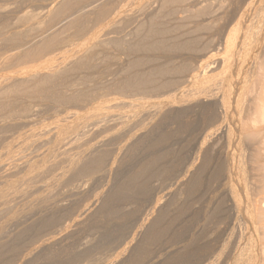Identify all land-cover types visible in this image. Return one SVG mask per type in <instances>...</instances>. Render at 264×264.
<instances>
[{
	"label": "rangeland",
	"instance_id": "obj_1",
	"mask_svg": "<svg viewBox=\"0 0 264 264\" xmlns=\"http://www.w3.org/2000/svg\"><path fill=\"white\" fill-rule=\"evenodd\" d=\"M5 1V2H4ZM105 2L107 0H101V2ZM112 1V2H111ZM110 3H114V5H111L112 7L115 6L117 7L116 5H118V2L119 4L122 3V5H124V9L127 10V15L129 16V20L125 23H127L126 25H114L112 24L113 26H109L107 28H104V27H100L98 28L97 26H95V29L96 30L95 32L97 33L98 30H101L104 28L105 31H109V36L106 38L107 39H113V40H123V42H129L131 43L132 41H134V37L131 36L130 34L134 32V29L138 26L139 23H142V22H145L147 21V18L151 17V14L152 16L153 15H157L159 14V8H158V0H135V2H137L139 4V7H145L142 8V10H140L141 8L137 7L136 4L137 3H133L131 0H118L117 3L116 0H111ZM115 1V2H114ZM144 1V2H143ZM194 1V2H193ZM201 0H184V4H185V7H187V10L185 9H179V7H176L178 8L177 10L174 11V13L170 15V12H169V9L167 10L166 9V14L169 16H167V20L165 21L164 23V27L166 28V44L170 45L172 43L175 42V39L177 41H185L189 38H193L195 35V33H193L197 27V25H194V23L198 24L199 20H196L193 18L192 19H189L186 20L187 18L185 17H188L190 16L191 12L192 11V14L193 12L196 13L198 11V9H202L204 7H208L209 8V5L210 3H213L212 0H207L206 2H200ZM226 0H224L225 2ZM232 2H235V0H227V2L225 3V7H227V4H230ZM52 2V3H51ZM63 2V0H0V12H1V16L2 18H0V22L2 24V21H3V16L5 14L7 18V20L5 19L4 21H8V24H9V27L11 28L10 31L7 30V32H9V34H12L14 32H19V34H22L24 39L22 40L24 43H26V41L28 42L27 45L31 46L33 43L35 44H39L41 43L42 41L45 40V38H49V36L53 37H59L60 39L62 38L63 40L65 38H68L65 40L64 44L65 45H61L62 48H65L62 49V51H59L61 52L62 54H60V57L59 55H56V51L55 53L53 54H43V57L41 56L40 58H38L37 60H33V63H34V66H33V63L30 62V60L27 61V63H24L23 62V65H18L19 63H12V62H3L5 61V57L7 58L8 55H11L13 54L15 51L13 50L12 52H10L12 48L14 47H8L5 48V44L3 43V40H2V36H1V31H0V53L3 55L0 56V86L3 85V84H8L10 82L11 77L13 78V80L11 81L12 84H14L13 82H15L16 80H14L15 78L18 80L22 78V76H24V74L28 75V70L31 71H35L34 69L37 67H41L42 64H44L45 61H49V57L51 58L52 56V59L54 58L55 59V55H56V59L59 60L57 62L56 60V63L55 64V60L53 59V66L54 67H60L61 63L64 62V64H68L69 61L73 60L74 58L73 57H78L82 55V49L86 46V44L88 43L87 42V39L91 36L87 35L86 36H83V37H79V38H71L73 36V31L74 29H70L72 31V33L69 31L68 28H66V25L69 23L67 21H69V19H66L68 17L69 14H71L70 11H68V8H66V10L64 11V13H62L60 16L58 15L57 18L56 16H53L52 14L53 13H50L49 15L46 13L47 10L46 8H48L47 6H53V9L52 12L58 8V6ZM154 2H157L156 4H154ZM192 4L190 5L189 4ZM210 2V3H209ZM50 3V4H49ZM130 3V4H129ZM133 3V5L135 4V9L132 8L133 5H131ZM142 3V4H141ZM147 3V4H146ZM153 3V4H152ZM188 3V4H187ZM207 3V4H206ZM238 3V2H237ZM201 4V5H199ZM56 5V6H55ZM130 5V6H129ZM142 5V6H140ZM187 5V6H186ZM196 5V6H194ZM208 5V6H206ZM238 5V4H237ZM179 6H182V5H179ZM193 6V7H192ZM212 6V7H211ZM214 4L213 5H210V8L211 9V12H213L212 10H214ZM236 7V4L232 6V8H230L229 10L233 9ZM122 7V6H121ZM129 8H131L132 10H130ZM192 8V9H191ZM83 10V8H81ZM144 9V10H143ZM197 9V10H196ZM135 12H134V11ZM159 10V11H158ZM179 10V11H178ZM189 10V11H188ZM81 11V10H80ZM84 11V13H83ZM81 11V13L83 14H86L87 12L89 13V10L87 11V9L85 8V10ZM143 11V12H142ZM188 11V12H187ZM131 12V13H130ZM179 12V13H178ZM87 13V15H88ZM133 13V14H132ZM138 13V14H137ZM44 14V15H43ZM65 16H64V15ZM126 14V13H125ZM132 14V15H131ZM149 14V15H148ZM186 15V16H183V15ZM214 14H216L214 12ZM25 15V16H24ZM30 15V16H28ZM48 15V17L46 16ZM132 17H131V16ZM176 15V16H175ZM189 15V16H187ZM228 15V16H227ZM226 16L229 17V13L227 14ZM22 16V22L20 24H16L17 23V19L18 17L21 18ZM44 16V17H43ZM46 16V17H45ZM55 18H53V17ZM64 16V17H63ZM76 16V15H75ZM173 16V17H172ZM175 16V17H174ZM225 16V17H226ZM61 17V18H60ZM74 17V16H73ZM136 17V18H135ZM177 17V18H176ZM17 18V19H16ZM27 18H29V21L27 20ZM45 18V19H44ZM51 18V20H50ZM59 18V19H58ZM146 18V19H145ZM176 18V19H175ZM25 22H24V20ZM62 19V20H60ZM132 19V20H131ZM169 19V20H168ZM64 20V21H63ZM137 20V21H136ZM191 20V21H190ZM193 20V21H192ZM27 21V22H26ZM168 21V22H167ZM177 21V22H175ZM179 21V22H178ZM61 22V23H60ZM173 22V23H172ZM186 22V23H185ZM13 23L16 25H13ZM56 23V24H55ZM61 25H60V24ZM179 23H183V24H179ZM1 24H0V27H1ZM105 24V22H104ZM186 24V25H185ZM50 25V26H49ZM179 25V27H178ZM182 28H181V26ZM184 25V26H183ZM188 25V26H187ZM221 25V24H220ZM55 26V28H54ZM119 28L118 29H115V28ZM124 26V27H123ZM174 26V27H173ZM196 26V27H195ZM15 27V28H14ZM33 27V28H32ZM47 27V28H46ZM65 27V28H63ZM97 27V28H96ZM111 27V28H110ZM129 27V28H128ZM132 27H135V28H132ZM192 27V28H191ZM195 27V29H194ZM38 28V29H37ZM40 28V29H39ZM101 28V29H100ZM169 28V29H168ZM171 28V29H170ZM188 28V29H187ZM190 28V31L192 29V32H189V33H184L182 34L183 32H186L187 30H189ZM9 29V28H8ZM46 29V30H45ZM50 31H49V30ZM60 29V30H59ZM66 30V32H64ZM115 30L116 32H114L113 30ZM183 29V30H182ZM194 29V30H193ZM0 30H2V28H0ZM31 30V31H30ZM61 30H62V34H61ZM133 30V31H132ZM176 32H175V31ZM179 30V31H178ZM185 30V31H184ZM27 31V32H26ZM46 32L42 34V36H45V37H42L40 35V33L42 32ZM60 31V32H59ZM113 31V32H111ZM129 33H128V32ZM182 31V33H180ZM58 32L60 34H58ZM64 32V33H63ZM113 33V34H110ZM25 33V34H23ZM29 33V34H28ZM51 33V34H50ZM192 33L194 34V36H192ZM8 34V35H9ZM33 34V35H32ZM48 34V35H47ZM125 34V35H123ZM178 34V35H177ZM182 34V35H181ZM187 34V36H186ZM189 34V35H188ZM197 34V33H196ZM30 35V36H29ZM40 35V36H39ZM57 35V36H56ZM60 35V36H59ZM69 35V36H68ZM71 35V36H70ZM111 35V36H110ZM39 38L37 39L36 38ZM48 36V37H47ZM131 36V37H129ZM184 36V37H183ZM190 36V37H189ZM72 39H70V38ZM86 39H85V38ZM111 37V38H110ZM121 37V38H120ZM127 37V38H126ZM185 37H187L185 39ZM33 38V39H31ZM175 38V39H173ZM183 38L185 40H183ZM213 40L211 41L212 42V49L214 48H219V47H215V44L216 43L215 41L217 40L216 37H212ZM211 38V39H212ZM215 38V39H214ZM43 39V40H42ZM105 39V38H102V40ZM126 39V40H125ZM181 39V40H179ZM32 41L31 44H29V41ZM41 40V41H40ZM68 40V41H67ZM79 40V41H78ZM35 41V42H33ZM82 41V42H81ZM85 41V42H84ZM154 41V39H153ZM205 41H208V40H204L202 43H206ZM37 42V43H36ZM84 42V43H83ZM135 42V41H134ZM209 42V41H208ZM74 43V44H73ZM71 44V45H70ZM27 45L26 48H27ZM34 45V44H33ZM68 45V46H67ZM84 45V47H82ZM28 46V47H29ZM80 46V47H79ZM4 47V48H3ZM68 47V48H67ZM111 49H110V48ZM25 47H23V49H26ZM82 48V49H80ZM108 48V49H107ZM106 48V50L104 51H98L97 52H100L99 56L97 55L96 59L93 61L95 63H93L94 65H91L93 66V70H91V68L87 71H85L86 69L80 71V72H77L76 74H70L67 76L66 78V82L70 83L71 82H77L78 78L79 77H82V76H85L84 74L86 75H90V79H93L92 80V83H91V86L88 87L90 89V92H92V90H95L93 92H100L99 94L98 93H95V96L97 95V99L95 100V103L97 102H106L107 100L110 99H116V100H126L127 101V104L128 102L131 103L132 106H135L133 109H132V106H129L127 108L131 109L127 111L126 108H115V112L118 111V113H114L116 115L119 114V111H120V115L119 116H123L124 114V119L122 118L121 116V119L119 121L120 123V127H119V123L118 121L115 123V124H111L109 122H101L99 125H100V130H96V129H99V128H94L93 126L92 129L89 125H86V129L84 128V126H81L83 129V133L84 134H87V135H84L82 132H81V127H80V134H79V130L76 132H74V136L72 135L71 138L74 139L73 141H77L76 144L75 142L72 143V147H65V148H55V147H58L55 146V143L53 144L54 139L53 137L51 136L52 134L51 133H48L47 135L45 133H47V131L49 132L50 131V128L53 126V123L57 122L55 120V118L57 120H60V119H63V118H68V122L70 124H66L68 126H72L74 123L77 124L79 121V117L82 115L85 116V111L86 113L90 110L88 106V109L84 108V105L81 106L78 105V103H69L67 105H59V104H56L55 103L53 104L52 102H47L45 100H38V99H28V101H31L28 102V101H24L23 103L20 102L18 104H15L17 105L16 106V109L20 108V112L22 116H19L17 117L18 120H14L15 118L13 119H5V121H11V122H8L7 124L13 128L12 129V132H11V128H8V125H5L6 123L3 122L4 119L0 116V124L6 127H2L0 126V130L3 128L5 130V132H7V134L10 132V136L9 134L7 135L6 133L4 134L5 136H9V137H5L4 135H2V133H0V142H3V143H0V159L2 160V163H0V189H3L4 187V190L5 191H8L9 188H5V187H9V186H12L10 187V190L8 191L9 193V196L12 195V192H15L13 193L12 196H14L15 194V198L8 203V205L10 204V206L8 205H2L0 204V228L2 227L3 229V232L1 231V234H0V264H232V255H234L233 251H234V245L236 244V239H238L239 241V244L238 246H240V252H242L243 254H245L247 251V253L245 255H242V256H255V261L253 259L254 262H257V263H254V264H264V245H261L260 242H262L264 244V234L262 235V233H264V230L262 231H259V233L261 234V236L259 235V238L257 239L258 235L257 233L255 234L254 229H252L251 227V224L249 223V221L247 222V219L249 217V209L252 210L253 209V206L255 205V199L258 200V202L260 203L259 199H263L264 198V193L261 194L260 196L258 197H252V191L253 190V193L254 191L256 190L255 189V183H257V181H259V183H257L256 185H259L260 186V182L263 181L261 184L264 185V175L263 177H259L261 174H264L263 173V169H264V140L262 141V139H260L258 137V140L256 141V144H252L250 143V147L248 146L249 142H252L251 140H254V139H257L256 137L252 138L251 137V140L248 139L246 136H245V140L248 139V141L245 142H242L240 145H236V146H232L231 147H227L226 145V142L224 139H226V135L225 133L221 134L222 132L219 131V132H213L212 135L207 136L209 137V140L207 139V137H205V142L203 145L199 146L200 145V141H201V138L202 137V134L204 132H202V123H203V118L202 115H200V113L202 112V109L199 107L196 108L197 106L195 105V102L196 99H198L200 97V100L204 99L203 96L199 93L198 96H197V93H194V92H197L196 89H198L199 87V91H202L204 90V88L208 85H212L214 84L215 81H218L220 78L223 77L222 72L224 71V69H221L219 67H214L213 70H209L207 74L208 77H211L210 80H213V81H209V83L206 85V84H203L199 82V80H196V83L195 80H190L189 82V79H191V75H193V72H195V69L194 68V59L188 55H186L185 53H182V52H175V51H166L162 53V51H139L137 52L133 57L132 56H129L128 54L124 53L122 54L123 52H118L115 48H113V46L111 47L110 45H108ZM221 48V46H220ZM219 48V50H220ZM6 51H4V50ZM80 49V50H79ZM210 49V48H209ZM210 49L209 52L212 50ZM9 50V52H7ZM73 50V51H72ZM5 54H4V52ZM80 51V52H79ZM109 51V52H108ZM69 52V53H68ZM75 52V53H74ZM102 52V53H101ZM216 53V51H214ZM11 53V54H10ZM72 53V54H71ZM80 53V55L78 54ZM173 53V54H172ZM58 54V52H57ZM66 54V55H65ZM68 54H70L69 56H67ZM76 56H74V55ZM103 54H107L106 56L103 55ZM163 54V55H162ZM46 55V57H45ZM54 55V56H53ZM62 55V56H61ZM103 55V56H102ZM113 55V56H112ZM69 57V58H72L71 60H68L67 58L65 57ZM164 56V57H163ZM183 56H185L183 58ZM2 57V58H1ZM105 57V58H104ZM127 57V58H126ZM132 57V58H131ZM134 57L135 59H143L145 62H142V64L137 68L135 69V71L133 70L132 72L133 73H138V75H147L151 72V70L155 67H163V66H166V67H177V66H180L182 65V63H186V62H191V63H187L189 65V69L183 73H180L179 75H181L179 77V75H175L173 76L170 75L171 77L173 76V79L170 77V76H164L161 77L163 78V80L160 78H156V85L157 83L160 84L161 80L162 82H165L166 79H169L167 81H170L171 79L172 80L170 81L171 84H175L170 87V91L168 89H166L164 91V89H160L153 91L152 92H155V93H150L149 92V89L150 87H148V90L147 92L146 91H143V92H126V93H123V95H119L117 94L118 92L114 91L115 88L121 83V81H123L124 79H126V77H128V72H127V65H130L129 63L134 60ZM137 57V58H136ZM140 57V58H138ZM45 60H43V59ZM65 60H64V59ZM117 58V59H116ZM165 58V59H164ZM190 58V59H189ZM50 59V60H52ZM62 59V60H61ZM102 60V62L100 60ZM180 59L182 61H180ZM187 59V60H185ZM2 60V61H1ZM39 60V61H38ZM42 60V61H40ZM67 60V61H66ZM151 60V61H150ZM168 60V61H167ZM184 60V61H183ZM36 61V62H35ZM39 63H38V62ZM62 61V62H61ZM66 61V62H65ZM105 61V62H104ZM119 61V62H117ZM186 61V62H185ZM26 62V61H25ZM42 62L41 66H40V63ZM45 65L49 66V65H52V64H49L50 62H48ZM2 63V64H1ZM7 63V64H6ZM9 63V64H8ZM29 63V64H28ZM38 63V64H37ZM60 65H59V64ZM145 63V64H144ZM6 64V65H5ZM15 64V65H13ZM63 64V65H64ZM28 65V66H27ZM36 65V66H35ZM39 65V66H38ZM44 65V67H45ZM56 65V66H55ZM59 65V66H58ZM62 65V66H63ZM144 65V66H143ZM172 65V66H171ZM192 65V66H191ZM4 66V67H3ZM7 66V67H6ZM20 66V68H19ZM33 66V68H32ZM61 66V67H62ZM149 66V67H147ZM153 68H152V67ZM6 67V68H5ZM18 67V68H16ZM27 67V68H26ZM29 67V69H28ZM35 67V68H34ZM51 67V66H49ZM112 67V68H111ZM144 67V68H143ZM192 67V68H191ZM25 68V69H24ZM43 69V67H41ZM101 68V69H100ZM114 68V69H113ZM124 70H123V69ZM152 68V69H151ZM21 69V71H20ZM28 69V70H27ZM31 69V70H30ZM96 69V70H94ZM151 69V70H150ZM11 70V71H10ZM13 70V71H12ZM16 70V71H15ZM24 70V71H23ZM38 70V69H36ZM39 70H41L39 68ZM38 70V71H39ZM217 70V71H216ZM8 71V72H7ZM12 73H10V72ZM32 71V73H33ZM45 70H43L44 72ZM96 71V72H95ZM212 71V73H211ZM7 72V74H6ZM14 72V73H13ZM25 72V73H23ZM192 72V73H191ZM23 75H22V74ZM30 73V72H29ZM97 73V74H96ZM119 73V75H118ZM121 73H122V76H121ZM132 73V74H133ZM220 74V76H218ZM21 74V75H20ZM125 74V75H124ZM212 76H211V75ZM213 74L215 76H213ZM81 75V76H80ZM88 75V76H89ZM187 75V77H186ZM79 76V77H78ZM2 77V78H1ZM4 77V78H3ZM10 77V80L9 82L6 81L5 79L7 78V80L9 79ZM15 77V78H14ZM96 77V78H95ZM124 77V79H122ZM179 77V78H178ZM187 78L186 81L184 80V78ZM190 77V78H189ZM178 78V79H177ZM183 78V80H182ZM97 81H96V80ZM104 79V80H103ZM159 79V80H158ZM1 80H5V81H2ZM70 80V81H69ZM165 80V81H164ZM96 81V82H95ZM100 81V82H99ZM5 82V83H3ZM104 82V83H103ZM108 82V84H107ZM183 82V83H182ZM186 82V83H185ZM195 82V83H193ZM68 83V84H69ZM72 83V84H73ZM182 83V84H181ZM193 83V84H192ZM71 84V85H72ZM96 84V85H95ZM98 84V85H97ZM104 86H103V85ZM180 84V85H178ZM185 86H184V85ZM197 84V85H196ZM8 85H11L10 83ZM6 85L7 87H10ZM90 85V84H89ZM101 85V86H100ZM111 85V86H110ZM117 85V86H116ZM183 85V86H182ZM192 85V86H191ZM206 85V86H205ZM5 85H3L1 88H4L6 87ZM70 87V85H67ZM67 86H62V90L64 92H67V93H64V95L68 94V93H71L69 91V88H67ZM99 86V87H98ZM182 86V87H181ZM191 86V87H190ZM72 87V88H71ZM70 88L74 91L76 90H80L79 87L81 88L80 92L82 91V88L83 91L82 92H89V89H86L85 86L83 85H72ZM73 87L77 88V89H74ZM104 87V88H103ZM106 87V88H105ZM169 87H166V88H169ZM176 87V88H175ZM187 87V88H186ZM0 88V89H1ZM94 88V89H93ZM186 88V89H184ZM191 88V89H190ZM61 89V88H60ZM68 89V91H67ZM182 91H181V90ZM62 90L61 93H62ZM113 90V91H112ZM175 90V91H174ZM179 90V91H178ZM185 90V91H184ZM187 90V91H186ZM174 93H173V92ZM116 92V93H115ZM158 92V93H157ZM163 92V93H162ZM171 94H170V93ZM180 92V93H179ZM188 92V93H187ZM62 93V94H63ZM110 93V95H109ZM130 93V94H129ZM135 93V94H134ZM138 93V94H137ZM157 93V94H156ZM194 93V94H193ZM116 94L118 95V97H116ZM126 94V95H125ZM134 94V95H133ZM136 94H137V97H136ZM156 94V95H154ZM163 94V95H162ZM175 96H174V95ZM185 94V95H184ZM191 94L192 95V98H191ZM256 94L259 96V91L256 89H254V94H252V97L256 96ZM70 95V94H68ZM67 95V96H68ZM100 95V96H99ZM102 95V96H101ZM109 95V96H108ZM115 95V96H114ZM140 95V96H139ZM160 95V96H159ZM250 95V94H248ZM248 95H243L241 96V99H242V102L243 103L241 106H242V110L236 108V110L233 112L232 114V117L233 119H235V121L239 120L240 117L243 118V116L245 115V112L243 110H245V106H247L248 104V100H252L254 98L248 96ZM106 98H105V97ZM108 96V98H107ZM121 96V97H120ZM131 99H130V97ZM143 96V97H142ZM181 98H180V97ZM184 96V97H183ZM202 96V97H201ZM115 97V98H114ZM125 97V98H123ZM146 97V98H145ZM155 97V98H154ZM170 97V98H169ZM194 97V98H193ZM102 98V99H100ZM138 98V99H137ZM145 98V99H144ZM167 98V99H166ZM178 98V99H177ZM190 98V99H189ZM100 99V101L98 100ZM106 99V101H105ZM138 100V101H135V100ZM161 99V100H160ZM181 100H183L182 104H181ZM189 99V101H188ZM246 99V100H245ZM148 100V101H147ZM168 100V101H167ZM175 100V101H174ZM178 102H177V101ZM191 100V102H190ZM205 100V99H204ZM257 101V98L254 99ZM33 101V102H32ZM124 101V102H126ZM140 101V102H139ZM151 101V102H150ZM160 101V102H159ZM184 101H187L184 103ZM26 102V103H25ZM133 102V104H132ZM135 102V103H134ZM137 102V103H136ZM173 102V104L171 103ZM177 104H174L176 103ZM190 102V103H189ZM247 102V103H246ZM29 103V104H28ZM164 103V104H163ZM166 103H168V105H166ZM171 103V104H169ZM192 103V104H191ZM20 104V106H19ZM73 104V105H72ZM157 104V105H156ZM160 104V105H159ZM162 104V105H161ZM178 104H180L178 106ZM186 104H188L186 106ZM193 104L196 106V107H193ZM14 105V107H15ZM26 105V106H25ZM30 105V106H29ZM52 105V106H51ZM75 105V107H74ZM154 107H153V106ZM156 105V106H155ZM171 105V106H170ZM25 106V107H24ZM28 106L30 108H28ZM34 106V107H32ZM78 106V107H77ZM86 106V105H85ZM159 108H158V107ZM163 106V107H162ZM165 106V107H164ZM167 106V107H166ZM176 106V107H175ZM192 106V107H190ZM36 107V108H35ZM48 107V108H47ZM64 107V108H63ZM73 109H72V108ZM139 107H143L142 109L139 108ZM145 107V108H144ZM147 107V108H146ZM35 108V109H34ZM76 108V109H75ZM78 108V109H77ZM81 108V109H79ZM139 108V109H136ZM161 108V109H160ZM187 108V109H186ZM190 110H189V109ZM196 108V109H195ZM26 109V110H25ZM32 109V110H30ZM38 109V111H37ZM59 109V111H58ZM63 109V110H62ZM66 109V110H65ZM69 109V111L67 110ZM126 109V110H125ZM156 109H160L161 110V113L160 114H157L156 113ZM23 110V111H22ZM28 110V111H27ZM71 110V111H70ZM77 110V111H75ZM125 111V112H122ZM139 110L142 111L141 113H139ZM145 110V111H144ZM148 110V111H147ZM172 112H171V111ZM177 110V111H176ZM186 110V111H185ZM189 110V111H187ZM27 111V112H25ZM83 111V112H82ZM153 111V112H152ZM240 111H243V114H240L242 112ZM24 112V113H23ZM34 112V113H33ZM38 112V113H37ZM62 112V113H60ZM77 113L79 116L77 118H70V115H68L67 113ZM129 112V113H128ZM132 112V115L134 114V119L135 121H132L131 117L129 119H127V117L125 116H132V115H129L131 114ZM138 112V113H137ZM146 112V113H145ZM169 112V113H168ZM191 112V113H190ZM196 114L194 115L193 114ZM237 112L239 114H237ZM26 113V114H25ZM64 113V114H63ZM123 113V114H122ZM128 113V114H127ZM168 113V114H167ZM24 114V115H23ZM29 114V115H28ZM36 114V115H35ZM41 114V115H40ZM59 114V115H58ZM68 116H67V115ZM144 114V115H143ZM154 114L156 115L155 118H154ZM61 115V116H60ZM136 115V116H135ZM146 115V116H145ZM168 115V116H166ZM178 115V116H177ZM186 117H184V116ZM242 115V116H241ZM31 116V117H30ZM64 116V117H63ZM159 119H158V117ZM177 116V117H176ZM182 118H181V117ZM194 116V117H193ZM240 116V117H239ZM36 117V118H35ZM47 117V118H46ZM61 117V118H59ZM139 117V118H138ZM144 117L145 120L142 118ZM162 117V119L160 118ZM167 117H170V118H167ZM173 117V118H172ZM16 118V119H17ZM24 118V119H23ZM51 118V119H50ZM81 118V117H80ZM144 120V122L141 120ZM185 118V119H184ZM197 118V119H196ZM3 119V120H1ZM41 119V120H40ZM49 119V120H48ZM78 119V120H77ZM138 119V120H137ZM148 119V120H147ZM186 121H184V120ZM201 119V120H199ZM24 120V121H23ZM26 120V121H25ZM43 120V121H42ZM48 120V121H47ZM54 120V121H53ZM71 120V121H70ZM76 120V121H75ZM119 120V119H118ZM125 120H127L125 122ZM131 120V121H130ZM140 120V121H139ZM156 120V121H155ZM162 120V121H161ZM175 120V121H174ZM191 120H192V123H191ZM195 120V121H194ZM242 120V119H241ZM20 121V122H19ZM29 123H28V122ZM31 121V122H30ZM33 121V122H32ZM37 121V122H36ZM75 121V122H74ZM78 121V122H77ZM81 121V120H80ZM137 121V123H136ZM190 121V123H189ZM196 121H199L197 123V126H196ZM2 122V123H1ZM25 122V123H24ZM52 122V123H51ZM77 122V123H76ZM124 122L125 124L127 125L126 127H124ZM131 122V123H129ZM148 124H147V123ZM164 122V123H163ZM188 122V123H187ZM195 122V123H194ZM16 123V124H15ZM24 123V124H22ZM47 123V125H46ZM52 125V126H49L48 125ZM51 123V124H50ZM105 123H108L109 126H106ZM151 123V124H149ZM153 123V124H152ZM172 123V124H171ZM246 123V122H245ZM14 124V125H13ZM26 124V125H25ZM45 124V125H44ZM74 124V125H75ZM107 124V125H108ZM123 124V125H121ZM135 124V125H134ZM140 124H143L140 126ZM182 124V125H181ZM185 124V125H184ZM192 124V125H189ZM17 125V127H16ZM25 125V126H24ZM36 125V126H35ZM40 125V126H39ZM44 125V126H43ZM102 125H105L106 128H104V126L102 127ZM136 127H134V126ZM139 125V126H138ZM150 125V126H149ZM184 125V126H183ZM32 128H30V127ZM47 126V127H46ZM111 126H114V127H111ZM123 126V127H122ZM132 126V127H130ZM139 128H138V127ZM154 126V127H153ZM177 126V127H176ZM2 127V128H1ZM19 127V128H18ZM20 127H24V129L20 128ZM117 127V128H116ZM142 129H141V128ZM144 127V128H143ZM151 127V129H150ZM6 128V129H5ZM30 128V129H29ZM40 128V129H39ZM43 131H42V129ZM47 128V129H45ZM107 129V131H105L104 129ZM113 128H115V131ZM118 128H119V131H118ZM123 128V130H122ZM131 128V129H130ZM136 129V130H133V129ZM154 128V129H153ZM184 128V129H183ZM192 128V129H191ZM196 128V129H195ZM198 128L200 130H198ZM10 130L9 132L6 131V130ZM26 129V130H25ZM29 129V130H28ZM37 129V130H36ZM121 129V130H120ZM139 129H141L139 131ZM150 131H148V130ZM187 129V130H186ZM189 129V130H188ZM191 129V130H190ZM213 129V128H212ZM3 130V131H4ZM19 130V132H18ZM25 130V131H24ZM41 130V131H40ZM91 130V131H90ZM112 130V131H111ZM160 130V131H159ZM162 130V131H161ZM170 130V131H169ZM178 130V131H177ZM193 130V132H192ZM17 131V132H16ZM24 133H23V132ZM30 131L32 133H30ZM35 131V132H34ZM85 131V132H84ZM105 131V132H104ZM134 131V132H133ZM147 131V132H146ZM177 131V132H176ZM199 131V132H198ZM2 132V131H0ZM15 132V133H14ZM40 132V133H39ZM45 132V133H44ZM87 132V133H86ZM103 132V133H102ZM107 132V133H106ZM110 132V134H108ZM116 132V133H114ZM127 134H126V133ZM130 132V133H129ZM159 132V133H158ZM225 132V131H224ZM4 133V132H3ZM30 135H29V134ZM44 133V135H43ZM91 133V134H90ZM101 133H102V137L101 136ZM106 133V134H105ZM125 133V134H124ZM161 133V134H160ZM163 133V134H162ZM194 133V134H193ZM200 135H199V134ZM17 135V136H13V135ZM19 134H22V135H19ZM32 134V139L30 138ZM40 136H39V135ZM42 134V135H41ZM83 134V136H82ZM100 134V138L98 137ZM105 136H104V135ZM115 134V135H114ZM121 134V135H120ZM124 134V135H122ZM132 134V136L130 135ZM138 134H140L138 136ZM152 134V135H151ZM166 134V135H165ZM191 134V135H190ZM27 136V137H23V136ZM29 135V136H28ZM38 135V136H37ZM80 135V136H79ZM94 135V136H93ZM110 137H109V136ZM130 135V136H129ZM149 137H148V136ZM151 135V136H150ZM160 135V136H159ZM164 135V136H163ZM169 135V136H168ZM176 135V136H175ZM13 136V137H12ZM90 138H89V137ZM157 136V137H156ZM220 136V137H219ZM2 137L4 139H2ZM20 137V139L18 138ZM21 137L23 138V140L21 139ZM29 137V138H28ZM44 137V138H43ZM75 137V138H74ZM102 137V138H101ZM106 137V138H105ZM124 137V138H122ZM126 137V138H125ZM130 139H129V138ZM148 139H147V138ZM152 137V138H151ZM154 137V138H153ZM163 137V138H162ZM175 137V138H174ZM192 137V138H191ZM200 139H199V138ZM6 138V139H5ZM13 138V139H11ZM27 138V139H26ZM37 138V139H35ZM43 140H42V139ZM47 142H45L46 140ZM51 140H49V139ZM79 138H83L82 139H79ZM87 140H85V139ZM113 138V139H112ZM116 138V139H115ZM136 138V139H135ZM174 138V139H173ZM198 138V139H197ZM16 139H19L18 141ZM25 139V140H24ZM29 139V140H28ZM39 139V141H42V145L39 141H37ZM79 139V140H77ZM100 139V140H99ZM103 141H102V140ZM108 139V140H106ZM124 139L125 142H124ZM150 139V140H149ZM165 139V140H164ZM223 139V140H222ZM7 140V142H6ZM16 140V141H15ZM27 140V141H26ZM110 140V142H109ZM112 140V141H111ZM121 140V141H119ZM143 140V141H141ZM161 140V141H160ZM177 140V141H176ZM193 140V141H192ZM198 140V141H197ZM220 140V141H219ZM250 140V141H249ZM24 141V142H23ZM30 141H32V143H30ZM35 141V142H34ZM82 141V142H81ZM89 141V142H88ZM92 141V142H91ZM99 142L98 144L100 145H97V148L93 147L94 145L92 144H95L96 142ZM117 141V142H116ZM160 141V142H159ZM190 141V142H189ZM196 141V143H195ZM5 142L6 144H10L9 146L6 145L5 146ZM16 142V143H15ZM50 142H52L50 144ZM95 142V143H94ZM102 142V143H101ZM104 142V143H103ZM112 142V143H111ZM115 142V143H114ZM124 142V143H123ZM132 142V143H131ZM142 142V143H141ZM198 142V144H197ZM263 142V143H262ZM20 145H19V144ZM28 143V144H27ZM84 143V144H83ZM90 143V144H89ZM92 143V144H91ZM107 145H106V144ZM122 143V145H121ZM134 143V144H133ZM224 145H223V144ZM258 143V144H257ZM262 143V144H261ZM3 144V145H2ZM15 144V145H14ZM17 144V146H16ZM32 144V145H31ZM50 144V145H49ZM78 144V145H77ZM83 144V145H82ZM89 144V145H88ZM97 144V143H96ZM105 144V145H104ZM115 144V145H114ZM124 144V145H123ZM143 144H145L143 146ZM154 144V145H153ZM168 144V145H167ZM211 144V145H210ZM247 144V145H246ZM12 145L14 146L13 148ZM22 145V146H21ZM34 145H37V147ZM41 145V146H40ZM48 145V146H47ZM53 145V146H52ZM82 145V146H80ZM133 145V146H132ZM137 145V147H136ZM198 145V146H197ZM215 145V146H214ZM223 145V146H222ZM254 145V147H253ZM30 146H33V147H30ZM45 146V147H44ZM88 146V147H87ZM92 148H91V147ZM101 146V147H99ZM104 146V147H103ZM118 146V147H117ZM120 146V147H119ZM123 146V147H122ZM131 146V147H130ZM187 146V147H186ZM203 146V147H202ZM214 146V147H213ZM257 148H256V147ZM260 146V147H259ZM4 147V148H3ZM44 147V148H43ZM52 147V149L50 148ZM79 147H86L87 149H90V150H87L86 148H79ZM103 147V148H102ZM110 147V148H109ZM202 148V149H197V148ZM205 147L206 150H205ZM216 147V148H215ZM238 147V148H236ZM253 147V148H252ZM8 148V149H7ZM11 148V149H9ZM18 148V149H17ZM19 148H22V149H19ZM24 148V150H23ZM26 148V149H25ZM49 150H48V149ZM126 148V149H125ZM147 148V150H146ZM159 148V149H158ZM185 148V149H184ZM247 148L249 150H247ZM28 149V150H27ZM58 149V150H57ZM62 151H60V150ZM70 149V150H69ZM72 149V151H71ZM92 149V152L96 150V152H94L95 156H103V163H102V166L100 165V169L97 170L96 168L92 169L94 170V172H91L90 174L88 173H83V174H78V175H81V176H77V174H74L72 172H67V170L69 169V166H67L69 164V160L73 159V160H77L76 159V156L78 155V158H79V154H83V152L85 153L87 151V155L89 156L90 154L89 151H91ZM99 149V150H98ZM106 149V150H104ZM108 149V150H107ZM136 149V150H135ZM141 149V150H140ZM160 149H163V150H160ZM166 149V150H165ZM189 149V150H187ZM230 150L231 154H229L230 152H228V154L231 156V160L229 158L230 161H232L233 159H235V161H233V166L235 167V170H233V172L236 174L233 176L232 180L230 181V183L228 184V186H232V190H235L234 192L239 191V194L235 193V195H237V199H239L238 201L239 202H236V206H240V207H236L235 206V203L232 201V199L230 198V196L225 192V189H223L224 187H226L227 185V182L222 180L223 178H219L217 180H212L213 179V174H214V169L216 168V165H220V164H225V160L224 159V153L226 152V150ZM251 149V150H250ZM2 150H4L2 152ZM7 150V152H5ZM13 150V152H12ZM19 150H22V151H19ZM48 150V152H47ZM51 150L54 152V155H53V152H51ZM55 150V151H54ZM64 150V151H63ZM69 150V151H68ZM85 150V151H84ZM101 150H103L101 152ZM118 152H117V151ZM120 150V151H119ZM130 150V151H129ZM159 150V151H158ZM199 150V151H198ZM201 150V151H200ZM220 150H221V153H220ZM233 150V152H232ZM253 150V151H252ZM17 151V152H15ZM43 151V152H42ZM46 151V152H45ZM58 151V152H57ZM60 151V152H59ZM71 151V152H70ZM77 151V152H76ZM80 151V152H78ZM116 151V152H115ZM207 151V152H206ZM248 151V152H247ZM51 152V153H50ZM66 153L64 156V154L62 153ZM98 152H99V155H98ZM106 152V154H105ZM151 152V154H150ZM160 152V153H159ZM203 152V153H202ZM205 152V153H204ZM213 152V153H212ZM258 154H257V153ZM21 153V155H20ZM23 153V154H22ZM39 153L40 155L42 154V156H39ZM50 156H49V154ZM58 153V154H57ZM71 153V155H70ZM79 153V154H78ZM115 153V155H114ZM119 153V154H118ZM131 153V154H130ZM133 153V154H132ZM137 153V154H136ZM147 153V154H146ZM166 153V154H165ZM194 153V154H193ZM200 153V154H198ZM209 153V154H208ZM234 153V154H233ZM252 153H256L257 156V159L259 161V165L256 166L254 162H252L249 157H251L253 154ZM3 154V155H2ZM9 154H12L13 156L9 155ZM15 154V155H14ZM28 154V155H27ZM32 154V155H31ZM43 154L46 156H43ZM48 154V155H47ZM56 154V156H55ZM70 156H69V155ZM74 154V155H73ZM77 154V155H76ZM92 154V155H94ZM97 154V155H96ZM110 154V155H109ZM122 156H121V155ZM174 154V155H173ZM252 154V155H251ZM2 155V157H1ZM5 155V156H4ZM60 155V157H59ZM68 155V156H67ZM73 155V156H72ZM85 155V154H83ZM83 155H81L80 157H82ZM86 155V156H87ZM104 159V157H106ZM125 157H124V156ZM131 157H130V156ZM151 155V156H150ZM163 155V156H162ZM196 155V156H195ZM199 155V156H198ZM201 155V156H200ZM204 155L206 156V159L209 160V161H205V157ZM220 155V156H219ZM8 156H10L8 158ZM17 158H15V157ZM22 156V157H21ZM36 158H35V157ZM63 158H62V157ZM87 156V157H88ZM113 156V157H112ZM159 156V157H158ZM162 156V157H160ZM194 156V157H193ZM210 156H213V157H210ZM242 156V157H241ZM262 158H260V157ZM4 157V159H2ZM7 157V158H6ZM19 157V159H18ZM39 157V160H35V159H38ZM44 157V158H43ZM50 157V158H49ZM75 157V158H74ZM94 157V156H93ZM92 156H89V158H93ZM109 157V158H108ZM116 157V158H115ZM129 157V158H128ZM208 157V158H207ZM235 157V158H234ZM245 157V158H244ZM14 158H15V161H14ZM21 158V159H20ZM27 158V159H25ZM35 158V159H34ZM42 158V159H41ZM46 158V159H45ZM59 158H62L59 159ZM66 158H71V159H66ZM95 158V157H94ZM117 160H115V159ZM162 158V159H161ZM192 158V160H191ZM12 159V160H11ZM41 159V160H40ZM50 159H52L50 161ZM53 159L56 161H53ZM57 159V160H56ZM65 159V160H63ZM245 159V160H244ZM0 160V162H1ZM18 162V165L15 164L13 165L14 163L11 162ZM27 160V161H26ZM48 162H47V161ZM59 160V161H58ZM61 160V161H60ZM106 160V161H104ZM115 160V161H114ZM120 160V161H119ZM123 160V161H122ZM132 160V161H130ZM159 160V161H158ZM220 160V162H219ZM223 160V161H222ZM238 160V161H237ZM32 161H35L37 164L41 163L39 168H41V172L42 173H39V175H37V177H32V180L31 178H29V172H25L27 171V168H26V165L27 163L26 162H29L31 163ZM38 161V162H37ZM54 163H53V162ZM114 161V162H113ZM144 161V162H143ZM156 161V162H155ZM158 161V162H157ZM162 161V162H161ZM251 161V162H250ZM261 161V162H260ZM4 162V163H3ZM23 162V163H22ZM35 162H32L31 164H36ZM45 162V163H44ZM50 162V163H49ZM67 162V163H66ZM117 162V163H116ZM208 162V163H205ZM213 162V163H212ZM216 162V163H215ZM219 162V163H218ZM13 163V164H12ZM26 163V165H24ZM28 163V164H29ZM46 165H44V164ZM48 163V164H47ZM57 163V164H56ZM59 163L61 165H59ZM111 163V164H109ZM114 163V164H112ZM119 163V164H118ZM252 163H254L252 165ZM262 163V164H261ZM22 164V165H21ZM56 164V165H55ZM106 164V165H104ZM118 164V165H116ZM148 164V165H147ZM208 164V165H207ZM222 164V165H223ZM250 164V165H249ZM44 165L45 168H42ZM52 165V166H51ZM54 165V166H53ZM59 165V166H58ZM111 165V166H110ZM141 165V166H140ZM143 165V166H142ZM173 165V166H172ZM238 165V166H237ZM244 165V166H243ZM4 166V167H3ZM7 166V167H6ZM22 166V167H20ZM50 166V167H49ZM57 166V167H56ZM65 166V167H64ZM106 166V167H105ZM110 166V167H109ZM145 166V167H144ZM253 166V168L251 167ZM3 168H8L11 170V173L9 171H4ZM20 167V168H19ZM24 167L26 169H24ZM55 167V168H54ZM59 167V168H58ZM61 167H64V168H61ZM105 167V168H103ZM110 169H109V168ZM126 167V168H125ZM141 167H143L142 169H140ZM147 167V168H146ZM149 167L151 169H149ZM166 167V168H165ZM53 170V172H51L50 170ZM67 168V169H66ZM108 168V169H107ZM118 168V169H117ZM146 170H145V169ZM155 168V169H154ZM180 168V169H179ZM203 168V170H201ZM213 168V169H212ZM241 171L239 170V169ZM256 168V169H255ZM15 172H13L14 170ZM25 171H24V170ZM63 169L65 171H63ZM96 169V170H95ZM103 169V171H102ZM138 171H137V170ZM142 170V172L140 170ZM161 169V170H160ZM171 169V170H170ZM176 169V170H175ZM184 169V170H183ZM257 169H261V173H257L255 172ZM3 170V171H2ZM18 174H16L17 172ZM62 170V171H61ZM124 170V171H123ZM253 170V171H252ZM24 171V172H23ZM45 171H46V174H45ZM48 171V172H47ZM60 171V173H58ZM98 171V172H96ZM174 171V172H173ZM181 171V172H180ZM253 173H252V172ZM6 172V173H5ZM20 172V173H19ZM62 172V174H61ZM67 172V173H66ZM104 172H105V175H104ZM137 172V176L135 175ZM154 172V173H153ZM158 174H157V173ZM166 172V173H165ZM171 172V174H170ZM15 174V175H12V174ZM58 173V174H57ZM63 173H65L63 175ZM70 173V174H69ZM95 174V178L93 175L91 174ZM97 173V174H96ZM99 173V174H98ZM143 173V174H142ZM161 173V175H159ZM168 173V174H167ZM181 173V174H180ZM255 173V174H254ZM12 176H11V175ZM27 174V175H26ZM57 174V176H56ZM68 176H65L67 175ZM74 174V175H73ZM140 176H139V175ZM145 174V175H144ZM251 174V175H250ZM259 177H257L256 176ZM21 175V177H20ZM23 175V176H22ZM26 175V176H25ZM43 175V176H42ZM47 175V176H46ZM55 175V176H54ZM63 177H62V176ZM72 175V176H71ZM85 177H83V176ZM89 175V176H88ZM91 175V176H90ZM131 175V176H130ZM135 176L136 180L138 179L137 177L139 176L140 178L138 179V184L136 186H139V184L142 183L141 186H143L145 189L146 188H150V189H146V192H145V195H138L136 194L135 192L132 191V189L135 187V183L136 182H133L134 185H131L133 187L129 188L130 183L129 181L131 180L132 177ZM155 175V176H154ZM254 175L256 177H254ZM11 176V177H10ZM14 176V177H13ZM19 176V177H18ZM28 176V177H27ZM32 176V175H31ZM30 176V177H31ZM38 176L40 177V179L38 178ZM55 178H54V177ZM60 176V179L59 177ZM99 176V177H98ZM160 176V177H159ZM172 178H171V177ZM176 176V177H175ZM178 176V178H177ZM181 176V177H180ZM184 176V177H183ZM2 177V178H1ZM5 177L7 179H5ZM25 177H27V181L25 182L24 179H26ZM62 177V178H61ZM75 177V178H74ZM78 177V178H77ZM92 177V178H91ZM130 179H129V178ZM143 177L145 178V180L143 179ZM195 177V179L193 178ZM241 177V178H240ZM252 177V181H255L254 182H250L251 181V178ZM10 178V179H8ZM66 178V179H65ZM128 178L129 181L126 179ZM152 178V179H151ZM164 178V179H163ZM167 178V179H166ZM180 178V179H179ZM193 178V179H191ZM254 178V179H253ZM263 180H262V179ZM15 179V180H14ZM21 180V181H24V182H20L17 181V180ZM55 179V180H54ZM68 179V181H65V180ZM71 179V180H70ZM77 179V180H76ZM121 179V180H120ZM148 179V180H147ZM155 179V180H154ZM160 179V180H159ZM182 179V180H181ZM184 179V180H183ZM240 179V180H239ZM249 179V181H248ZM47 180V181H46ZM49 180V181H48ZM54 180V181H53ZM58 180V182H57ZM60 180V181H59ZM62 180V181H61ZM80 180V181H79ZM126 180V181H125ZM166 180V181H164ZM169 180V181H168ZM177 182H176V181ZM236 180V181H235ZM245 180V181H244ZM4 181V182H3ZM7 181V182H6ZM11 183H10V182ZM15 181V185L13 184ZM29 181V182H28ZM32 181H35V182H32ZM37 181V182H36ZM46 181V182H45ZM53 181V182H52ZM65 181V182H64ZM70 181V182H69ZM145 181V182H143ZM179 181V182H178ZM187 181H191L192 183H194V186L190 187V190L188 189V191H186V185ZM195 181V182H194ZM213 181V182H212ZM240 181H242L240 183ZM3 184H2V183ZM13 182V183H12ZM18 182V183H17ZM42 182V183H41ZM82 182V183H81ZM121 182V183H120ZM128 182V183H127ZM158 182V183H157ZM163 184H162V183ZM219 182V183H218ZM225 182V183H223ZM233 182V183H232ZM249 182H250V185H249ZM6 183V184H5ZM26 183H28L26 185ZM33 183V184H32ZM47 183V184H46ZM56 183V184H55ZM63 183V184H61ZM72 185H71V184ZM143 183H145L143 185ZM155 183V184H154ZM168 183V184H167ZM172 183V184H171ZM174 183V184H173ZM207 183V184H206ZM209 183V184H208ZM248 184L247 186L250 187L249 190L247 189V191H250V194L248 192V194L250 196H248V201L245 199L247 195H245L243 197V193L241 192V186L243 184ZM37 185L39 187L38 184H40V187L43 185L45 187L48 188V185H50L49 187L50 188H46L44 189L43 186L40 188H38ZM58 184V185H57ZM126 184H129V186H127ZM162 184V185H161ZM183 184V185H182ZM186 184V185H185ZM239 184V185H238ZM244 184V185H245ZM6 185V186H5ZM19 185V186H17ZM32 187H31V186ZM47 185V186H46ZM81 185V186H80ZM118 185V186H117ZM122 185L123 187L125 186V188L127 187V189H124L126 192L124 193L122 191L121 193V189L120 187L122 188ZM165 185V186H164ZM167 185V186H166ZM174 185V186H173ZM179 185V186H178ZM181 185V186H180ZM213 185V187H212ZM224 185V186H223ZM226 185V186H225ZM252 185V186H251ZM254 185V186H253ZM28 186V188L26 187ZM34 186L37 188H34ZM52 186V188H51ZM57 187V188H54ZM62 186V187H61ZM196 186V187H195ZM200 186V187H199ZM209 186V187H208ZM16 187V188H14ZM159 187V188H158ZM161 187V188H160ZM20 188V189H19ZM22 188V189H21ZM24 188V189H23ZM70 188V189H69ZM104 188V189H103ZM128 188L131 189V191H128ZM156 189V192H155V189ZM158 188V189H157ZM167 188V190L165 189ZM199 188V189H198ZM222 188V189H220ZM255 190H254V189ZM8 189V190H6ZM26 189V190H25ZM50 189V190H49ZM76 191H75V190ZM169 189V191H168ZM172 189V190H171ZM177 189V190H176ZM195 189V190H194ZM198 191H197V190ZM202 189V190H201ZM209 189V190H208ZM216 189V190H215ZM4 190H0V191H4ZM21 193L18 192V191ZM29 190V191H28ZM37 190V191H36ZM40 190V191H39ZM42 190V191H41ZM64 190V191H63ZM78 190V191H77ZM120 190V191H119ZM153 190V191H152ZM164 192H163V191ZM171 190V191H170ZM12 191V192H11ZM24 193H23V192ZM51 191V192H50ZM74 191V192H73ZM99 191V192H98ZM160 191V192H159ZM173 191V192H172ZM191 191V192H190ZM197 191V192H196ZM11 192V193H10ZM18 192V193H17ZM27 192V193H26ZM46 192V193H44ZM50 192V193H49ZM120 194H119V193ZM128 192V194H127ZM135 193L133 195H131L130 193ZM151 194H149V193ZM162 192V193H161ZM168 192V193H167ZM181 192V193H180ZM210 192V193H209ZM215 192V193H214ZM29 193V194H28ZM44 193V194H43ZM48 193V194H47ZM66 193V194H65ZM70 193V194H69ZM77 196H76V194ZM93 193V194H92ZM120 195L119 197L115 195ZM166 193L167 197L164 198L166 195L164 194ZM180 193V194H178ZM190 193V194H189ZM217 193V194H216ZM24 194V195H23ZM32 194V195H31ZM125 196H123V195ZM154 194V195H153ZM210 194V195H209ZM247 194V192H246ZM51 195V196H50ZM75 195V196H74ZM165 195V196H164ZM173 195V196H172ZM193 197H192V196ZM197 195V196H196ZM228 195V196H227ZM18 196V198H17ZM27 196V197H26ZM45 196V197H44ZM49 196V197H48ZM106 196V197H105ZM116 196V197H115ZM139 196V197H137ZM152 200H151V198ZM154 198H153V197ZM157 196V197H155ZM196 196V197H195ZM24 197L26 199H24ZM44 197V198H43ZM98 197V198H97ZM115 197V198H114ZM160 197H163V198H160ZM214 199H213V198ZM253 199H251V198ZM21 198V199H20ZM43 198V199H42ZM119 198V199H118ZM141 198V199H140ZM148 198V200H147ZM161 199L159 201V199ZM209 198V199H208ZM217 200H216V199ZM244 198V199H243ZM255 198V199H254ZM46 199V200H45ZM106 199V200H104ZM125 199V200H124ZM139 199V200H138ZM189 199V200H188ZM222 199V200H221ZM236 199V200H237ZM17 200V201H16ZM19 200V201H18ZM21 200V201H20ZM44 200V201H43ZM48 200V201H47ZM104 200V202H103ZM128 200V201H127ZM216 200V201H215ZM220 200V201H219ZM252 202H251V201ZM254 200V201H253ZM40 201V202H39ZM125 201V202H124ZM158 201V205L156 206V208H152V205H155V202ZM190 201V202H189ZM241 201V202H240ZM34 202V203H33ZM39 202V203H38ZM42 202V203H41ZM98 202V203H97ZM108 202V203H106ZM110 202V203H109ZM128 202V203H127ZM165 202V203H164ZM209 202V203H208ZM244 202V203H243ZM250 202L252 204H250ZM257 202V201H256ZM97 205H96V204ZM117 203V204H116ZM232 203V204H231ZM242 203V204H241ZM31 204V205H30ZM35 204H37L35 206ZM40 204V205H38ZM78 204V205H77ZM92 204V206H91ZM105 204V205H104ZM124 204V205H123ZM145 204V205H144ZM189 204V205H188ZM193 204V205H192ZM206 204V205H205ZM234 204V205H233ZM241 204V205H240ZM89 205V206H88ZM138 205V206H137ZM191 205V206H190ZM221 205V206H220ZM223 205V206H222ZM244 205V206H242ZM251 205V206H250ZM3 206H5L6 208H4ZM14 206V207H13ZM24 206V207H23ZM40 206V207H39ZM87 206V207H86ZM194 206V207H193ZM237 208L236 210L239 211L237 213V211L235 209H233L234 207ZM247 206V207H246ZM263 205H261L260 207H262ZM10 207V208H9ZM30 207V208H28ZM93 207V208H92ZM132 207V208H131ZM143 207V208H142ZM151 208V210L149 208ZM168 207V208H167ZM221 207V208H220ZM2 208V209H1ZM21 208V209H20ZM99 208V209H98ZM145 208V209H144ZM207 210H206V209ZM217 208V209H216ZM219 208V209H218ZM240 208V210H239ZM248 209L246 210L247 212H245L244 210L245 209ZM8 209V210H7ZM25 209H28V210H25ZM85 209H89V211L87 212V214L85 216H81L80 217V214L85 211ZM93 209V210H92ZM127 209V210H126ZM141 209V210H140ZM242 209V210H241ZM23 210V211H22ZM25 210V211H24ZM116 210V211H115ZM121 210V211H120ZM150 210V212H149ZM156 210V211H155ZM159 210V211H158ZM22 211V212H21ZM81 211V212H80ZM113 211V212H112ZM131 211V213H130ZM227 211V212H226ZM242 211V212H241ZM254 211V209H253ZM119 212H120V215H119ZM159 212V213H158ZM165 212V213H164ZM241 212V213H240ZM245 212V214H244ZM20 213V214H18ZM54 213V214H53ZM79 213V215H78ZM110 213V214H109ZM113 213V214H112ZM126 213V215H125ZM131 216H130V214ZM139 213V214H138ZM164 215H163V214ZM207 213V214H206ZM229 213V214H228ZM232 213V214H231ZM10 214V215H9ZM17 214V215H15ZM115 214V215H114ZM122 214V215H121ZM135 214V215H133ZM189 214V215H188ZM226 214V215H225ZM235 214V215H234ZM247 214V215H246ZM2 215V216H1ZM21 215V216H20ZM24 215V216H23ZM74 215V216H73ZM119 217H118V216ZM152 215V216H151ZM201 215V216H200ZM233 215V216H232ZM247 217H246V216ZM41 216V217H40ZM139 218H138V217ZM141 216H142V219H141ZM147 216V217H145ZM191 216V217H190ZM226 218H225V217ZM231 216V217H230ZM246 218H245V217ZM75 217H76V220H75ZM196 217V219H195ZM198 217V218H197ZM18 218V219H17ZM83 218V219H82ZM120 218V219H118ZM147 218V221L144 225V227H140V222L144 219ZM166 218V219H165ZM237 218V219H236ZM245 218V219H243ZM14 219V220H13ZM58 219V220H57ZM130 219V221H129ZM132 219V220H131ZM207 219V220H206ZM250 219V217H249ZM248 219V220H249ZM17 220V221H16ZM53 220V221H52ZM74 220V222H73ZM81 222H80V221ZM87 220V221H86ZM107 220V221H106ZM158 220V221H156ZM185 220V222H184ZM225 220V221H224ZM228 220V221H227ZM237 220V221H236ZM78 221V222H76ZM205 221V222H204ZM208 221V222H207ZM235 221V222H234ZM244 221V222H243ZM6 222V223H5ZM25 222V223H24ZM55 222V223H54ZM72 222V223H71ZM105 222V224H104ZM110 222V224H109ZM113 222V223H112ZM155 222V223H154ZM184 224H183V223ZM195 222V223H194ZM218 222V223H217ZM222 222V223H221ZM44 223V224H43ZM81 223V224H80ZM118 223V224H117ZM153 223V224H152ZM165 223V224H164ZM186 223V224H185ZM209 223V224H207ZM215 223V224H214ZM3 224V225H2ZM33 224V225H32ZM69 224V226H68ZM74 224L76 226H74ZM168 224V225H167ZM180 224V225H179ZM217 224V225H216ZM247 224V225H246ZM6 225V226H5ZM46 225V226H45ZM108 227H107V226ZM122 225V226H121ZM126 225V226H125ZM151 225H152V228H151ZM163 225V226H162ZM173 225V226H172ZM176 225V226H175ZM185 225V226H184ZM219 225V226H218ZM229 225V226H228ZM246 225V226H245ZM248 225L250 228H248ZM33 226V227H32ZM66 226V228H65ZM116 226H118L116 228ZM138 226V227H137ZM146 226V228H145ZM154 226H156L154 228ZM170 226V227H169ZM191 226V227H190ZM197 226V227H195ZM228 226V227H226ZM233 226V227H232ZM235 226V227H234ZM6 227V228H5ZM48 227V228H47ZM68 227V229H67ZM106 227V228H105ZM115 227V228H113ZM127 229L125 230L124 229ZM165 228V231H163V229ZM181 227V228H180ZM190 227V228H189ZM205 227V228H204ZM221 227V228H220ZM234 229L232 230L231 229ZM5 228V230H4ZM8 228V229H7ZM16 228V229H15ZM39 228H42V229H39ZM160 230V228H162V230ZM194 228V229H193ZM196 228V229H195ZM57 229V230H56ZM67 229V230H66ZM115 229V230H114ZM135 229V230H134ZM138 229V230H137ZM141 229V230H140ZM145 229V230H144ZM191 231H190V230ZM199 229H201V233L199 231ZM204 229V230H203ZM218 229V230H217ZM55 230V231H54ZM134 230V234H133V231ZM138 232H137V231ZM152 230V231H151ZM187 230H189L188 232H191L188 233ZM193 230V232H192ZM250 230V231H249ZM44 231V232H43ZM120 231V232H119ZM143 231V232H142ZM204 231V232H203ZM25 232V233H24ZM31 232V233H30ZM36 232V233H35ZM58 232V233H57ZM106 232V233H105ZM145 232V233H144ZM159 232V233H157ZM162 234H161V233ZM175 232V233H174ZM203 232V234H202ZM222 232V233H221ZM231 232V233H230ZM254 232V233H253ZM7 233V234H6ZM11 233V234H10ZM41 233V234H40ZM119 233V234H118ZM139 235H138V234ZM144 233V234H142ZM151 233V234H150ZM206 233V234H205ZM225 233V234H224ZM248 233V234H247ZM22 234V235H21ZM117 234V235H116ZM122 234V235H121ZM183 234V235H182ZM186 234V235H185ZM188 234V235H187ZM194 234V235H193ZM217 234V235H216ZM37 235V236H36ZM54 235V236H53ZM119 235V236H118ZM129 237H128V236ZM132 235V236H131ZM196 235V236H195ZM216 235V236H215ZM257 235V237L255 236ZM16 236V237H15ZM109 236V237H107ZM134 236V237H133ZM156 236V237H155ZM166 236V237H165ZM177 236V237H176ZM196 237L195 239V242L193 243V245H195V247L191 244L190 245V238L188 237ZM14 237V238H13ZM47 237V238H46ZM118 239H117V238ZM130 237H132V240L130 239ZM191 237V238H192ZM216 237V238H215ZM222 237V238H221ZM234 237V238H233ZM247 237V238H246ZM45 238V239H44ZM51 238L53 239L51 241ZM104 238V239H102ZM134 238V239H133ZM261 238V239H260ZM14 239V240H13ZM114 239V240H113ZM126 239V240H125ZM182 239V240H180ZM253 239V240H252ZM257 239V240H256ZM51 242H50V241ZM80 240V241H79ZM104 240V241H103ZM116 240V241H115ZM129 240L132 242H130V244H128ZM224 240V241H223ZM48 241V242H46ZM114 241V243H113ZM154 241V242H153ZM188 241V242H186ZM199 241V242H198ZM205 241V242H204ZM260 241V242H259ZM38 242H40L41 246H39ZM43 242V243H42ZM53 242V243H52ZM79 242V243H78ZM109 242V243H108ZM127 242V243H126ZM184 242V243H183ZM258 242V243H257ZM58 243V244H56ZM186 243V244H185ZM188 243V244H187ZM234 243V244H232ZM255 243V244H254ZM38 245V247L36 245ZM127 244V246L125 245ZM181 244V245H180ZM202 244V245H201ZM246 244V245H245ZM34 245V247H33ZM43 245L47 246L45 247L46 250L44 248H41ZM57 245V246H56ZM103 245V246H102ZM111 245V246H110ZM185 245V246H184ZM224 245V246H223ZM232 245V246H231ZM256 246L253 248V246ZM259 245V246H258ZM261 245V246H260ZM54 246V247H53ZM135 246V247H134ZM187 246V247H186ZM197 246H201L200 247H197ZM204 246V247H203ZM207 246V247H205ZM29 247V248H27ZM40 247V248H39ZM127 247V248H125ZM192 247H194L193 250H190ZM197 247V248H196ZM202 247H203V250H202ZM214 247V248H213ZM261 247V248H260ZM39 250H38V249ZM52 248V249H51ZM64 248V250H63ZM66 248V249H65ZM122 248H125V250H122ZM209 251H208V249ZM257 248V249H256ZM15 249V250H14ZM28 249V251H27ZM33 249V250H32ZM42 249V250H41ZM121 249V250H120ZM200 249V251H199ZM207 251H206V250ZM212 249V250H211ZM249 249V250H248ZM259 249H263V250H259ZM88 250V251H87ZM185 250V251H184ZM197 250V252L195 251ZM231 250V251H230ZM259 250V251H258ZM10 251V252H9ZM13 251V252H12ZM30 251V252H29ZM31 251H33L31 253ZM55 251V252H54ZM111 251V252H110ZM121 251L122 253L124 254H121ZM135 251V252H134ZM190 251H193L191 252L192 254H190ZM196 253H195V252ZM212 251V252H211ZM250 251V252H249ZM252 251V252H251ZM29 252V253H28ZM39 252V253H38ZM80 252V253H79ZM84 252V253H83ZM168 252V253H167ZM262 252V253H260ZM2 253V254H1ZM8 253V254H7ZM17 253V254H16ZM21 253V254H20ZM31 253V254H30ZM36 253V254H35ZM86 253V254H85ZM88 253V254H87ZM195 253V254H194ZM213 253V254H212ZM222 253V254H221ZM250 253V255H249ZM251 253H253L254 255H252ZM12 254H15V255H12ZM26 254V255H25ZM29 256H28V255ZM38 254V255H37ZM73 254V255H72ZM119 254V255H118ZM135 254V255H134ZM146 254V255H145ZM189 254V255H188ZM204 254V255H203ZM219 254V255H218ZM6 255V256H5ZM24 255V256H23ZM123 255V256H122ZM192 255V256H191ZM197 255V256H196ZM216 255V256H215ZM259 255V256H258ZM28 256V257H27ZM64 256V257H63ZM134 256V257H133ZM136 256V257H135ZM144 256V257H143ZM190 256V257H189ZM199 256V257H198ZM202 256V257H201ZM9 257V258H8ZM16 257V258H14ZM37 257V258H36ZM63 257V258H62ZM72 257V258H71ZM93 257V258H92ZM117 257V258H116ZM213 257V258H212ZM259 257V258H258ZM2 258V259H1ZM41 258V259H39ZM62 258V259H61ZM96 258V259H94ZM185 258V259H184ZM217 258V259H215ZM232 258V259H231ZM242 258V257H241ZM256 258H258L256 260ZM10 259V260H9ZM21 261H20V260ZM23 259V260H22ZM25 259V260H24ZM46 259V260H45ZM58 259V260H56ZM74 259V260H73ZM77 259V260H76ZM88 259V260H87ZM91 259V260H90ZM2 260V261H1ZM34 260V261H32ZM36 260V261H35ZM61 260V261H60ZM114 260V261H113ZM150 260V261H149ZM198 260V261H197ZM225 260V262H224ZM7 263H6V262ZM19 261V263H18ZM23 261V262H22ZM27 261V262H26ZM46 261V262H45ZM55 261V262H54ZM59 261V262H58ZM67 261V262H66ZM73 261V262H72ZM98 261V262H97ZM100 261V262H99ZM139 261V262H138ZM228 263H227V262ZM261 261V262H260ZM2 262V263H1ZM10 262V263H9ZM13 262V263H12ZM15 262V263H14ZM26 262V263H25ZM39 262V263H38ZM71 262V263H70ZM103 262V263H102ZM123 262V263H122ZM231 262V263H230ZM253 264V263H252Z\"/></svg>",
	"mask_w": 264,
	"mask_h": 264
},
{
	"label": "bare ground",
	"instance_id": "obj_2",
	"mask_svg": "<svg viewBox=\"0 0 264 264\" xmlns=\"http://www.w3.org/2000/svg\"><path fill=\"white\" fill-rule=\"evenodd\" d=\"M23 1V0H22ZM25 1V0H24ZM110 1L111 0H107V1H103V2H101V0H63V2L58 6V8L55 10V12L53 11L52 12V10H54L53 9V6H47L48 8H46V10H47V14L49 15L50 13H53L52 15L53 16H56V18H57V16L59 15H61L62 13H64V11L66 10V8H68V11H70L71 12V14H69L68 15V17L66 18V19H69V21H67V22H69L67 25H66V28H70V29H74V33H73V36L71 37V38H79V37H83V36H86L87 35V37H88V35H90L91 36V38L89 37L88 39H87V44H86V46L84 47V45L82 46V47H84L83 49L82 48H80V49H82L81 51V53H82V55L81 56H79L78 57V55H77V57H73L74 59L73 60H71L72 58H69V57H71V56H69L70 54H68L67 56H69L68 58L67 57H65V58H67L68 60H71V61H69V63L66 65V64H64V62L63 63H61V65H60V67H57L56 65V67H54L53 66V64H52V62H53V59H52V56H51V58L49 57L48 59H49V61L48 62H50V63H48L47 61H45L43 58V54H54L55 53V51H56V55H59V57H60V54H62L63 53V51H62V49H64L65 48V46H66V44H68V43H66V44H64V42H65V40L66 39H68V38H65L64 40L61 38H59V37H55V36H49V38H45V40L44 41H42L41 43H39V44H35V43H33L31 46H29V45H27L28 44V42L26 41V43H24L22 40L24 39V37H23V39H22V37L21 36H23L22 34H19V32H14V33H12V34H9V32H7V30H9L10 31V27H9V24H8V21H4L5 19L7 20V18H8V16H7V18H5L6 17V15L7 14H5L4 16H3V21H2V24H1V22H0V24H1V27L0 28H2V30H0L1 31V36L3 37L2 38V40H3V43L5 44V48H7V46L8 47H14V48H12V49H10L11 51L10 52H12L13 50L15 51L13 54H11V55H8V57L6 58L5 57V61H3L4 63L5 62H14L15 64L16 63H19L18 65H23V62L24 63H27V61L28 60H30V62L31 63H33V60H37L38 58H40L41 56L43 57L42 59L45 61L44 62V64H42V60H40V61H42L41 63H40V66H41V64H42V66L41 67H43V69L41 68V67H37L36 65V68L34 69L35 71H33V70H31V71H29L28 69H29V67H28V72H26V73H28V75L26 74H24V76H22V78L21 79H19L18 80V78L16 79L15 77V79L14 80H16L15 82H13L14 84H12L11 83V81L13 80V78L11 77V79L12 80H10V77H9V79L7 80V78L5 79L6 81H8L9 82V80H10V84L11 85H8L9 83L8 82H6L5 80H1V82L2 81H5L6 83H8V84H3V85H8V86H10V87H4V88H1L3 85H1L0 86V116L4 119V121L3 122H5L6 124L5 125H8L7 123L8 122H11V121H5V119H13V118H17V117H19V116H22V115H20L22 112L20 111V108L18 109H16V106L17 105H15V104H18V103H20V102H24V101H28V99H31V100H35V99H38V100H45V101H49V102H52L53 104L55 103V105L56 104H59V105H62V106H64V105H67V104H69V103H78V105H80L81 104V106H83L84 105V108L86 107L87 109H88V106H90L89 107V111L86 113V111H85V116H83L82 117V115H84V114H82L80 117H79V122L77 123V124H73L72 126L70 125V126H68V125H66V124H70L69 122H68V118H63V119H60V120H57L56 118H55V120L57 121V122H55V123H53V126L52 125H49V123H48V125L49 126H52L51 128H50V131L48 132L47 131V133H45L46 135L48 134V133H51L52 135V137H53V139H54V141L55 142H53V144L55 143V146H57L58 145V147H55V148H59V147H61V148H67V147H69L70 145V147H72V143L73 142H75V141H73L74 139H72L71 138V136L74 134V132L76 131H78L79 129H80V127L81 126H84L85 125V129H86V125H89L90 127L91 126H93L95 129L96 128H99V129H96L97 131L98 130H100V123L101 122H104V121H106V122H109V123H111V124H115L117 121H118V123H119V121H120V119H121V116H119L121 113H120V111H119V114L118 115H116L117 113H118V111H116L115 112V108H126L127 109V111H128V109L129 108H131V107H129V106H132L131 105V103H129L128 102V104H127V99L126 100H123L122 99V101L121 100H116V99H110L109 98V100H107L106 101V99H105V101L106 102H97V103H95V100L97 99V95L95 96V93H98L97 91L96 92H93V91H95V90H92V92H90V89L88 88V87H90L91 86V83H92V80L93 79H90V75L88 76V75H86V74H84L85 76H82V77H79L78 78V80H77V82L75 81L74 83L73 82H71V84L74 86L75 84L76 85H83V86H87L86 88H85V90L86 89H89V92H88V90H87V92H82L83 91V89L84 88H82V91L80 92V90H81V88L79 87V91L78 90H76V91H74L73 92V90L71 89L72 87V85L69 83H67L66 82V78H67V76L68 75H70V74H76L77 72H80V71H82V70H84V69H86L85 71H87V70H89L91 67V70H93V66H91V65H94L93 63H95V62H93L95 59H96V57H97V55L99 56L100 54V52H97V50L98 51H104V50H106V48H107V46L108 45H110L111 47L113 46V48H115L118 52L120 51V52H123L122 54H124V53H126V54H128L129 56H134L137 52H139V51H155V50H157V51H162V53L163 52H165L166 53V51H175V52H182V53H185L186 55H188V56H190V57H192L193 59H194V68L195 69H193V70H195V72L194 71H192L193 72V75H191V79H189V82H190V80H195V82H196V80H199V82L200 83H202V85L203 84H208L209 83V81H213V80H210V78L211 77H208L207 76V74L208 73H210V72H208L210 69L211 70H213L214 69V67H219V68H221V69H224V71L222 72V74L221 73H219V75L218 76H220V74L221 75H223V77L222 78H220L218 81H215L214 82V84H212V85H208V86H206L205 88H204V90H202V91H199L200 89H201V87H200V89H199V87H198V89H196L197 90V92H194V93H197V96H198V94L200 93L202 96H203V98L205 99H202V100H200V97L198 98V99H196V101H194L195 102V105L197 106H195L194 104H193V107H196V108H198L199 109V107L198 106H200V108L202 109V112L200 113V115H202V117L201 118H203V123H202V132H204L203 134H202V137H200L201 138V141H200V145L198 144V142H197V144L199 145V146H201V145H203L204 144V142H205V137H207V136H209L210 137V135H212V133L213 132H219V131H221L222 133L221 134H223V133H225V135H226V139H224L225 140V142H226V145H227V147H231L232 148V146H236V145H240L242 142H244V140L246 139L245 138V136L248 138V139H250L251 140V137L252 138H254V137H256L257 139H254V140H251L252 142H249V144H248V146L250 145V143H252V144H256V141L258 140V137L260 138V139H262V141L264 140V0H235V2H232L231 1V3L230 4H227V7H225V3L227 2V0L224 2V0H212L213 1V3H210V5H213L214 4V10H212L213 12H211V9H209L210 8V5H209V8L208 7H204V8H202V9H198V11L196 12V13H194L193 12V14H192V11L191 12H189V13H191L190 14V16L189 15H187V16H189V18L188 17H185V18H187L186 20H188L189 21V19H192L193 18V20L194 19H196V20H199V21H197V22H199L198 24H196V23H194V25H197V27H196V29H195V27H194V29H195V31L193 32V33H195V35L196 36H194V34L192 33V36H194L193 38H189V39H187V40H185L188 36H187V34H186V36L187 37H185V39L183 38V40H185V41H177L175 38H173V39H175V42L174 43H172V44H170V45H168V44H166V28L163 26L164 25V23H165V21L167 20L166 18H167V14H166V9L168 10L169 9V12H170V15H171V13L173 14L174 13V11L175 10H177L178 8H176V7H179V9L181 8L182 10L183 9H185V10H187V7L189 6H187V7H185V4H184V0H158V8H159V14H157V15H153L152 16V14H151V17H149V18H147V21H145V22H142V23H139L138 24V26L135 28V27H132V28H135L134 29V32L133 33H131L130 35L131 36H133L134 37V41H132L131 43H129V42H123V40H117V38H116V40H113V39H107L106 38V36L109 34V31H105L104 30V28H107V27H109V26H113L112 24H114V25H126L127 23H125V22H127L130 18H129V16L127 15V10H125L124 9V5H122V3L121 4H119V2H118V0H116V2L115 3H117L118 2V5H116L117 7H115V6H111V5H114V3L112 4V3H110ZM121 1V0H120ZM133 3H137V2H135V0H131ZM137 1V0H136ZM141 1V0H140ZM149 1V0H148ZM152 1V0H151ZM207 0H201L200 2H206ZM230 1V0H229ZM5 2V1H4ZM112 2V1H111ZM128 2H129V0H128ZM144 2V1H143ZM150 2V1H149ZM194 2V1H193ZM208 2V1H207ZM238 2V3H237ZM52 3V2H51ZM133 3L131 4V5H133ZM157 2H154V4H156ZM50 4V3H49ZM130 4V3H129ZM142 4V3H141ZM147 4V3H146ZM153 4V3H152ZM188 4V3H187ZM189 4H190V2H189ZM204 4V3H203ZM207 4V3H206ZM236 4V7L235 8H233V9H231V10H229L230 8H232V6L233 5H235ZM238 4V5H237ZM179 5H182V6H179ZM190 5H192V4H190ZM199 5H201V4H199ZM56 6V5H55ZM122 6V7H121ZM130 6V5H129ZM136 6L137 7H139V4L137 3L136 4ZM140 6H142V5H140ZM194 6H196V5H194ZM206 6H208V5H206ZM146 7V6H145ZM145 7L143 6L142 8H144L145 9ZM148 7V6H147ZM146 7V8H147ZM193 7V6H192ZM212 7V6H211ZM81 8H83V10H85V8L87 9V11L89 10V13H88V15H87V13L86 14H83L84 13V11L81 9ZM126 8V7H125ZM132 8H134L135 9V4L133 5V7ZM139 8H141V7H139ZM142 8L140 9V10H142ZM189 8V7H188ZM130 10H132L131 8H129ZM143 9V10H144ZM192 9V8H191ZM83 11V13H81V11ZM197 10V9H196ZM67 11V10H66ZM134 11V10H133ZM179 11V10H178ZM189 11V10H188ZM187 11V12H188ZM135 12V11H134ZM143 12V11H142ZM214 12L216 13V14H214ZM126 13V14H125ZM131 13V12H130ZM179 13V12H178ZM229 13V17H227L228 14ZM0 14H1V12H0ZM133 14V13H132ZM131 14V15H132ZM138 14V13H137ZM44 15V14H43ZM48 15H46L47 17H48ZM64 15V14H63ZM76 15V16H75ZM130 15V16H131ZM149 15V14H148ZM227 15V16H226ZM1 16V15H0ZM25 16V15H24ZM28 16H30V15H28ZM45 16V17H46ZM52 16V17H53ZM65 16V15H64ZM63 16V17H64ZM74 16V17H73ZM176 16V15H175ZM174 16V17H175ZM183 16H186L185 14L183 15ZM226 16V17H225ZM44 17V16H43ZM132 17V16H131ZM169 17V16H168ZM173 17V16H172ZM0 18H2V17H0ZM5 18V19H4ZM54 18V17H53ZM61 18V17H60ZM136 18V17H135ZM177 18V17H176ZM175 18V19H176ZM17 19V18H16ZM45 19V18H44ZM55 19V18H54ZM59 19V18H58ZM146 19V18H145ZM24 20V19H23ZM27 20L29 21V18H27ZM50 20H51V18H50ZM60 20H62V19H60ZM132 20V19H131ZM169 20V19H168ZM192 20V21H193ZM64 21V20H63ZM137 21V20H136ZM191 21V20H190ZM22 22V16H21V18H19L18 17V19H17V23L16 24H20ZM24 22H25V20H24ZM27 22V21H26ZM104 22H105V24H104ZM168 22V21H167ZM175 22H177V21H175ZM179 22V21H178ZM61 23V22H60ZM59 23V24H60ZM101 23H102V25H101ZM173 23V22H172ZM186 23V22H185ZM56 24V23H55ZM179 24H183V23H179ZM221 24V25H220ZM13 25H15L14 23H13ZM61 25V24H60ZM100 25H101V27H104L103 29H101V30H98V32L96 33L95 31L96 30H94L95 29V26H99L100 27ZM186 25V24H185ZM16 26V25H15ZM50 26V25H49ZM181 26V25H180ZM184 26V25H183ZM188 26V25H187ZM96 27V28H97ZM98 27V28H99ZM124 27V26H123ZM174 27V26H173ZM178 27H179V25H178ZM9 28V29H8ZM15 28V27H14ZM33 28V27H32ZM47 28V27H46ZM54 28H55V26H54ZM63 28H65V27H63ZM111 28V27H110ZM119 28H120V26L118 27V28H115V29H118L119 30ZM122 28V27H121ZM120 28V29H121ZM129 28V27H128ZM181 28H182V26H181ZM192 28V27H191ZM38 29V28H37ZM40 29V28H39ZM69 29V31L72 33V31ZM169 29V28H168ZM171 29V28H170ZM188 29V28H187ZM193 29V30H194ZM46 30V29H45ZM49 30V29H48ZM60 30V29H59ZM63 30V29H62ZM62 30H61V34H62ZM65 30V29H64ZM63 30V31H64ZM113 30V29H112ZM183 30V29H182ZM31 31V30H30ZM50 31V30H49ZM66 31H68V30H66ZM66 31H64V32H66ZM114 32H116L115 30H113ZM113 31H111V32H113ZM133 31V30H132ZM175 31V30H174ZM179 31V30H178ZM185 31V30H184ZM27 32V31H26ZM47 32V31H46ZM46 32L44 31V32H42V33H40V35L42 36V34L43 33H45L46 34ZM60 32V31H59ZM58 32V34H60ZM63 32V33H64ZM110 32V34H113V33H111ZM128 32V31H127ZM176 32V31H175ZM189 32H192V29H191V31H190V28H189V30H187L186 32H183L182 33V31L180 32V33H182V34H184V33H189ZM129 33V32H128ZM197 33V34H196ZM9 34V35H8ZM23 34H25V33H23ZM29 34V33H28ZM51 34V33H50ZM181 34V35H182ZM33 35V34H32ZM39 35V36H40ZM44 35V34H43ZM48 35V34H47ZM123 35H125V34H123ZM178 35V34H177ZM185 35V34H184ZM189 35V34H188ZM30 36V35H29ZM57 36V35H56ZM60 36V35H59ZM69 36V35H68ZM71 36V35H70ZM109 36V35H108ZM107 36V37H108ZM111 36V35H110ZM131 36H129V37H131ZM216 37V43H214L215 44V47H219L220 48V46H221V48H220V50H219V48H214V49H212L211 47H212V40H213V38L212 37ZM42 37H45V36H42ZM48 37V36H47ZM86 37V38H87ZM184 37V36H183ZM190 37V36H189ZM36 38H37V36H36ZM70 38V37H69ZM70 38V39H71ZM85 38V37H84ZM85 38V39H86ZM102 38H105V39H103L102 40ZM111 38V37H110ZM121 38V37H120ZM127 38V37H126ZM212 38V39H211ZM31 39H33V38H31ZM37 39H39V38H37ZM153 39H154V41H153ZM215 39V38H214ZM43 40V39H42ZM69 40V39H68ZM67 40V41H68ZM72 40V39H71ZM126 40V39H125ZM179 40H181V39H179ZM204 40H208V41H205L206 43H202ZM29 41V44H31L32 43V41H30V40H28ZM41 41V40H40ZM79 41V40H78ZM33 42H35V41H33ZM82 42V41H81ZM85 42V41H84ZM83 42V43H84ZM213 42H214V40H213ZM37 43V42H36ZM65 45L64 46V48H62V46L61 45ZM74 44V43H73ZM25 45H27V48H26V46ZM71 45V44H70ZM29 46V47H28ZM68 46V45H67ZM23 47H25L26 49H23ZM80 47V46H79ZM4 48V47H3ZM68 48V47H67ZM110 48V47H109ZM212 49L210 52H209V50L210 49ZM79 49V50H80ZM108 49V48H107ZM111 49V48H110ZM4 50V49H3ZM5 51V50H4ZM3 51V52H4ZM59 51H62V53L61 52H59ZM73 51V50H72ZM214 51H216V53L214 52ZM6 52V51H5ZM5 52H4V54H5ZM7 52H9V50L7 51ZM52 52V53H51ZM57 52H58V54H57ZM80 52V51H79ZM109 52V51H108ZM60 53V54H59ZM69 53V52H68ZM75 53V52H74ZM102 53V52H101ZM1 54V53H0ZM72 54V53H71ZM79 55H80V53H78ZM164 54V53H163ZM162 54V55H163ZM173 54V53H172ZM2 55V54H1ZM0 55V56H1ZM56 55H55V64H57L56 63ZM66 55V54H65ZM74 55V54H73ZM103 55H105V54H103ZM102 55V56H103ZM107 55V54H106ZM105 55V56H106ZM54 56V55H53ZM62 56V55H61ZM74 56H76V55H74ZM108 56V55H107ZM113 56V55H112ZM2 57H3V55H2ZM1 57V58H2ZM45 57H46V55H45ZM48 57V56H47ZM46 57V58H47ZM131 57V58H132ZM164 57V56H163ZM185 56H183V58H184ZM61 58V57H60ZM105 58V57H104ZM127 58V57H126ZM137 58V57H136ZM138 58H140V57H138ZM50 59H52V60H50ZM64 59V58H63ZM117 59V58H116ZM165 59V58H164ZM190 59V58H189ZM62 60V59H61ZM65 60V59H64ZM100 60V59H99ZM185 60H187V59H185ZM2 61V60H1ZM26 61V62H25ZM39 61V60H38ZM37 61V62H38ZM59 60H57V62H58ZM67 61V60H66ZM65 61V62H66ZM101 62H102V60H100ZM151 61V60H150ZM168 61V60H167ZM180 61H182L181 59H180ZM184 61V60H183ZM188 61V60H187ZM29 62V61H28ZM29 62V63H30ZM36 62V61H35ZM46 62L48 63V65L49 64H52V65H49V66H51V67H49V66H47V65H45L46 64ZM62 62V61H61ZM93 62V63H92ZM105 62V61H104ZM117 62H119V61H117ZM142 62H145L143 59H135V57H134V60H132L129 64L130 65H128V64H126L127 65V72H128V77H126V79H124V77L122 78V79H124L123 81H121L120 80V84L115 88V90L114 91H116V92H118L117 94H121V95H123V93H128V92H138V91H140V92H143V91H146L147 92V90H148V87H150V89H149V92L151 93L152 92V90L153 91H155L156 92V90H160V89H164V91L166 90V89H170V87L169 86H171L172 84H171V80L173 79V76H174V74L175 75H179L180 73H183V72H185V71H187L188 69H189V63H191V62H186V63H182V65H180V66H175V67H166V66H161V67H155V68H153L152 66V70H151V72L149 73V74H147V75H138V73H133L132 71L134 70L135 71V69H137L141 64H142ZM28 63V64H29ZM39 63V62H38ZM37 63V64H38ZM54 63V62H53ZM188 63V64H187ZM2 64V63H1ZM7 64V63H6ZM5 64V65H6ZM9 64V63H8ZM15 64H13V65H15ZM64 64V65H63ZM145 64V63H144ZM44 65H45V67H44ZM58 65V66H59ZM63 65V66H62ZM28 66V65H27ZM33 66H34V63H33ZM33 66H32V68H33ZM39 66V65H38ZM62 66V67H61ZM144 66V65H143ZM172 66V65H171ZM192 66V65H191ZM4 67V66H3ZM7 67V66H6ZM5 67V68H6ZM147 67H149V66H147ZM16 68H18V67H16ZM19 68H20V66H19ZM27 68V67H26ZM39 68L41 69V70H39ZM112 68V67H111ZM144 68V67H143ZM192 68V67H191ZM213 68V69H212ZM25 69V68H24ZM36 69H38V70H36ZM101 69V68H100ZM114 69V68H113ZM123 69V68H122ZM43 70H45L44 72H43ZM91 70H89V71H91ZM94 70H96V69H94ZM124 70V69H123ZM11 71V70H10ZM9 71V72H10ZM13 71V70H12ZM16 71V70H15ZM20 71H21V69H20ZM24 71V70H23ZM32 71H33V73H32ZM217 71V70H216ZM8 72V71H7ZM7 72H6V74H7ZM30 72V73H29ZM96 72V71H95ZM191 72V73H192ZM208 72V73H207ZM10 73H12V72H10ZM14 73V72H13ZM23 73H25V72H23ZM133 73V74H132ZM211 73H212V71H211ZM22 74V73H21ZM20 74V75H21ZM97 74V73H96ZM173 74V76L171 77L170 75H172ZM23 75V74H22ZM118 75H119V73H118ZM125 75V74H124ZM170 76L172 79L170 80V81H167V80H169V79H166V81L165 82H162V80H163V78H164V76H165V78H166V76ZM182 75V74H181ZM181 75H179V77L181 76ZM211 75V74H210ZM216 75V74H215ZM214 74H213V76H215ZM81 76V75H80ZM121 76H122V73H121ZM212 76V75H211ZM161 78V77H163V78H161L162 80H161V82H160V84H158L157 83V85H156V78ZM178 77V78H179ZM186 77H187V75H186ZM2 78V77H1ZM4 78V77H3ZM96 78V77H95ZM159 78V79H160ZM164 78V79H165ZM177 78V79H178ZM184 78V77H183ZM183 78H182V80H183ZM190 78V77H189ZM158 79V80H159ZM186 79L187 78H184V80L186 81ZM96 80V79H95ZM104 80V79H103ZM183 80V81H184ZM70 81V80H69ZM97 81V80H96ZM95 81V82H96ZM176 81V80H175ZM174 81V82H175ZM5 82H3V83H5ZM100 82V81H99ZM172 82H173V80H172ZM173 82V83H174ZM187 82V81H186ZM185 82V83H186ZM195 82H193V83H195ZM104 83V82H103ZM183 83V82H182ZM181 83V84H182ZM192 83V84H193ZM196 83H198V82H196ZM1 84V83H0ZM90 84V85H89ZM107 84H108V82H107ZM67 85H70V87L69 86H67ZM96 85V84H95ZM98 85V84H97ZM103 85V84H102ZM109 85V84H108ZM173 85H175V84H173ZM173 85H172V87H173ZM178 85H180V84H178ZM184 85V84H183ZM182 85V86H183ZM186 85V84H185ZM184 85V86H185ZM197 85V84H196ZM62 86H67V88H69V91L71 92V93H68V94H70V95H68V94H66V95H64V93H67V92H64L63 90H62ZM101 86V85H100ZM104 86V85H103ZM111 86V85H110ZM181 86V87H182ZM192 86V85H191ZM190 86V87H191ZM99 87V86H98ZM166 87H169V88H166ZM61 88V89H60ZM74 89H77V88H75V87H73ZM91 88H92V86H91ZM104 88V87H103ZM106 88V87H105ZM174 88V87H173ZM176 88V87H175ZM187 88V87H186ZM186 88H184V89H186ZM257 88V90L259 91V96L256 94V96H254V97H252V94H254V89H256ZM94 89V88H93ZM191 89V88H190ZM60 90H62V93H61V91ZM181 90V89H180ZM67 91H68V89H67ZM113 91V90H112ZM167 91V90H166ZM170 91V90H169ZM175 91V90H174ZM179 91V90H178ZM182 91V90H181ZM185 91V90H184ZM187 91V90H186ZM115 92V93H116ZM155 92H152V93H155ZM160 92H161V90H160ZM173 92V91H172ZM199 92V93H198ZM100 93V92H99ZM98 93V94H99ZM129 93V94H130ZM144 93V92H143ZM158 93V92H157ZM156 93V94H157ZM163 93V92H162ZM170 93V92H169ZM174 93V92H173ZM180 93V92H179ZM188 93V92H187ZM193 93V94H194ZM116 94V97H118V95ZM135 94V93H134ZM133 94V95H134ZM138 94V93H137ZM137 94H136V97H137ZM156 94H154V95H156ZM171 94V93H170ZM193 94H191V98H192V95ZM242 94L243 95H248V94H250V95H248V96H250V97H252V98H254V99H256L257 98V101L256 100H254V99H250V100H248V104H247V106H245L244 105V107H245V110H243L244 112H245V115L243 114V111H240V112H242V113H240V114H243L244 116H243V118L242 117H240L239 118V120L237 121H235V119H233V117H232V114H233V112L236 110V108L238 109H241L242 110V104L243 103H241L242 102V99H241V96H242ZM68 95V96H67ZM109 95H110V93H109ZM108 95V96H109ZM126 95V94H125ZM131 95H132V93H131ZM163 95V94H162ZM174 95V94H173ZM185 95V94H184ZM100 96V95H99ZM102 96V95H101ZM108 96H107V98H108ZM115 96V95H114ZM140 96V95H139ZM160 96V95H159ZM175 96V95H174ZM194 96V95H193ZM201 96V97H202ZM105 97V96H104ZM121 97V96H120ZM130 97V96H129ZM143 97V96H142ZM180 97V96H179ZM184 97V96H183ZM195 97V96H194ZM193 97V98H194ZM106 98V97H105ZM115 98V97H114ZM123 98H125V97H123ZM146 98V97H145ZM144 98V99H145ZM155 98V97H154ZM170 98V97H169ZM181 98V97H180ZM100 99H102V98H100ZM100 99H98L99 101H100ZM130 99H131V97H130ZM138 99V98H137ZM135 100V101H138V100ZM167 99V98H166ZM178 99V98H177ZM190 99V98H189ZM189 99H188V101H189ZM103 100V99H102ZM161 100V99H160ZM246 100V99H245ZM124 101H126V102H124ZM148 101V100H147ZM168 101V100H167ZM175 101V100H174ZM177 101V100H176ZM179 101V100H178ZM177 101V102H178ZM180 101H181V104H182V102H183V100H181L180 99ZM28 102H30L31 103V101H28ZM33 102V101H32ZM140 102V101H139ZM151 102V101H150ZM160 102V101H159ZM177 102L176 103H174V104H177ZM185 102H187V101H184V103ZM190 102H191V100H190ZM189 102V103H190ZM26 103V102H25ZM135 103V102H134ZM137 103V102H136ZM172 104H173V102H171ZM171 103H169V104H171ZM188 103V102H187ZM247 103V102H246ZM24 104V103H23ZM29 104V103H28ZM132 104H133V102H132ZM164 104V103H163ZM192 104V103H191ZM14 105H15V107H14ZM73 105V104H72ZM86 105V106H85ZM157 105V104H156ZM155 105V106H156ZM160 105V104H159ZM162 105V104H161ZM166 105H168V103H166ZM180 104H178V106H179ZM188 104H186V106H187ZM19 106H20V104H19ZM26 106V105H25ZM24 106V107H25ZM30 106V105H29ZM28 106V108H30ZM52 106V105H51ZM153 106V105H152ZM169 106V105H168ZM171 106V105H170ZM32 107H34V106H32ZM74 107H75V105H74ZM78 107V106H77ZM127 107H129V108H127ZM135 106H132V109L134 108ZM154 107V106H153ZM158 107V106H157ZM163 107V106H162ZM165 107V106H164ZM167 107V106H166ZM176 107V106H175ZM190 107H192V106H190ZM192 107V108H193ZM36 108V107H35ZM34 108V109H35ZM48 108V107H47ZM64 108V107H63ZM72 108V107H71ZM85 108V109H86ZM139 108H141V107H139ZM139 108H137V109H139ZM143 108V107H142ZM141 108V109H142ZM145 108V107H144ZM147 108V107H146ZM159 108V107H158ZM195 108V109H196ZM73 109V108H72ZM76 109V108H75ZM78 109V108H77ZM79 109H81V108H79ZM115 109V110H114ZM125 109V110H126ZM136 109V108H135ZM136 109V110H137ZM161 109V108H160ZM160 109H156V113L157 114H160L161 113V110ZM187 109V108H186ZM189 109V108H188ZM191 109V108H190ZM189 109V110H190ZM239 109H238V111H239ZM26 110V109H25ZM30 110H32V109H30ZM63 110V109H62ZM66 110V109H65ZM68 111H69V109H67ZM129 110H131V109H129ZM189 110H187V111H189ZM23 111V110H22ZM28 111V110H27ZM27 111H25V112H27ZM33 111V110H32ZM37 111H38V109H37ZM58 111H59V109H58ZM71 111V110H70ZM75 111H77V110H75ZM145 111V110H144ZM148 111V110H147ZM171 111V110H170ZM177 111V110H176ZM186 111V110H185ZM21 112V113H20ZM83 112V111H82ZM122 112H125V111H123L122 110ZM142 111H140L139 110V113H141ZM153 112V111H152ZM172 112V111H171ZM24 113V112H23ZM28 113V112H27ZM34 113V112H33ZM38 113V112H37ZM60 113H62V112H60ZM114 113H116V114H114ZM129 113V112H128ZM127 113V114H128ZM131 113V112H130ZM132 113H134V112H132ZM132 113L131 114H129V115H132ZM138 113V112H137ZM146 113V112H145ZM169 113V112H168ZM167 113V114H168ZM191 113V112H190ZM235 113V112H234ZM26 114V113H25ZM64 114V113H63ZM68 115H70V118H77L79 115L75 112H73V113H67ZM66 114V115H67ZM123 114V113H122ZM125 114V113H124ZM124 114H123V116H124ZM193 114H194V112H193ZM237 114H239L238 112H237ZM24 115V114H23ZM29 115V114H28ZM36 115V114H35ZM41 115V114H40ZM59 115V114H58ZM67 115V116H68ZM144 115V114H143ZM194 115H196V114H194ZM61 116V115H60ZM122 116V118L124 119V117ZM136 116V115H135ZM146 116V115H145ZM155 114H154V118H155ZM166 116H168V115H166ZM178 116V115H177ZM176 116V117H177ZM184 116V115H183ZM197 116V115H196ZM242 116V115H241ZM31 117V116H30ZM64 117V116H63ZM125 117H127V119H129L130 117L132 118L131 120L132 121H135V120H133L134 119V114L132 115V116H125ZM158 117V116H157ZM181 117V116H180ZM185 117V116H184ZM194 117V116H193ZM198 117V116H197ZM14 119V120H18V118L17 119ZM20 118V117H19ZM36 118V117H35ZM47 118V117H46ZM59 118H61V117H59ZM139 118V117H138ZM144 120H145V118L144 117H142ZM142 118H141V120H142ZM161 119H162V117H160ZM167 118H170V117H167ZM173 118V117H172ZM182 118V117H181ZM186 118V117H185ZM184 118V119H185ZM3 119H1V120H3ZM24 119V118H23ZM51 119V118H50ZM119 119V120H118ZM158 119H159V117H158ZM183 119V120H184ZM197 119V118H196ZM242 119V120H241ZM41 120V119H40ZM49 120V119H48ZM47 120V121H48ZM81 120V121H80ZM130 120V121H131ZM138 120V119H137ZM144 120H142L143 122H144ZM148 120V119H147ZM199 120H201V119H199ZM24 121V120H23ZM26 121V120H25ZM43 121V120H42ZM54 121V120H53ZM71 121V120H70ZM76 121V120H75ZM74 121V122H75ZM127 120H125V122H126ZM140 121V120H139ZM156 121V120H155ZM162 121V120H161ZM175 121V120H174ZM185 121V120H184ZM195 121V120H194ZM202 121V120H201ZM20 122V121H19ZM28 122V121H27ZM31 122V121H30ZM33 122V121H32ZM37 122V121H36ZM125 122H124V125L123 124H121V125H123L124 127H126L127 125V123L125 124ZM128 122V121H127ZM186 122V121H185ZM199 121H196V126H197V123H198ZM246 122V123H245ZM2 123V122H1ZM25 123V122H24ZM24 123H22V124H24ZM29 123V122H28ZM52 123V122H51ZM50 123V124H51ZM129 123H131V122H129ZM136 123H137V121H136ZM147 123V122H146ZM164 123V122H163ZM188 123V122H187ZM189 123H190V121H189ZM191 123H192V120H191ZM195 123V122H194ZM16 124V123H15ZM106 124V126H109V124L108 123H105ZM108 124V125H107ZM117 124V123H116ZM138 124V123H137ZM148 124V123H147ZM149 124H151V123H149ZM153 124V123H152ZM172 124V123H171ZM4 125V124H3ZM3 125H1L0 124V126H2L3 127ZM14 125V124H13ZM26 125V124H25ZM24 125V126H25ZM45 125V124H44ZM43 125V126H44ZM46 125H47V123H46ZM135 125V124H134ZM133 125V126H134ZM141 125H143V124H140V126ZM182 125V124H181ZM185 125V124H184ZM183 125V126H184ZM189 125V124H188ZM190 125H192V124H190ZM189 125V126H190ZM36 126V125H35ZM40 126V125H39ZM104 126V128H106L105 127V125H102V127ZM122 126V127H123ZM139 126V125H138ZM137 126V127H138ZM150 126V125H149ZM1 127V128H2ZM4 127H6V126H4ZM3 127V128H4ZM16 127H17V125H16ZM30 127V126H29ZM33 127V126H32ZM32 127H30V128H32ZM47 127V126H46ZM111 127H114V126H111ZM119 127H120V123H119ZM130 127H132V126H130ZM134 127H136V126H134ZM154 127V126H153ZM177 127V126H176ZM191 127V126H190ZM198 127V126H197ZM1 129L0 131H2V132H0V133H2V135H4L5 133L7 134V132H5V130L4 129ZM8 128H11V132H12V127H11V125L9 126L8 125ZM19 128V127H18ZM21 129L23 128L24 129V127H20ZM29 128V129H30ZM84 128H82L81 127V132L83 131V129ZM103 128V129H104ZM117 128V127H116ZM139 128V127H138ZM141 128V127H140ZM144 128V127H143ZM213 128V129H212ZM6 129V128H5ZM28 129V130H29ZM33 129V128H32ZM40 129V128H39ZM42 129V128H41ZM45 129H47V128H45ZM84 129V130H85ZM91 129H92V127H91ZM107 129H109V128H107ZM107 129H104L105 131H107ZM114 130H115V128H113ZM131 129V128H130ZM142 129V128H141ZM141 129H139V131L141 130ZM150 129H151V127H150ZM154 129V128H153ZM184 129V128H183ZM192 129V128H191ZM190 129V130H191ZM196 129V128H195ZM4 130V131H3ZM26 130V129H25ZM24 130V131H25ZM37 130V129H36ZM80 130L78 131L79 132V134L81 133L80 132ZM121 130V129H120ZM122 130H123V128H122ZM133 130H136L135 128L133 129ZM148 130V129H147ZM187 130V129H186ZM189 130V129H188ZM198 130H200L199 128H198ZM6 131H10L9 129L8 130H6ZM41 131V130H40ZM42 131H43V129H42ZM86 131V130H85ZM84 131V132H85ZM91 131V130H90ZM104 131V132H105ZM112 131V130H111ZM116 131V130H115ZM118 131H119V128H118ZM148 131H150V130H148ZM160 131V130H159ZM162 131V130H161ZM170 131V130H169ZM178 131V130H177ZM176 131V132H177ZM225 131V132H224ZM4 132V133H3ZM17 132V131H16ZM18 132H19V130H18ZM23 132V131H22ZM33 132V131H32ZM31 131H30V133H32ZM35 132V131H34ZM117 132V131H116ZM116 132H114V133H116ZM134 132V131H133ZM147 132V131H146ZM192 132H193V130H192ZM199 132V131H198ZM15 133V132H14ZM24 133V132H23ZM40 133V132H39ZM44 133H43V135H44ZM83 133V132H82ZM87 133V132H86ZM103 133V132H102ZM102 133H101V136H102ZM107 133V132H106ZM105 133V134H106ZM126 133V132H125ZM124 133V134H125ZM130 133V132H129ZM159 133V132H158ZM9 134V136H10V132L8 133ZM7 134V135H8ZM29 134V133H28ZM84 134V133H83ZM83 134H82V136H83ZM91 134V133H90ZM108 134H110V132L108 133ZM124 134H122V135H124ZM127 134V133H126ZM161 134V133H160ZM163 134V133H162ZM194 134V133H193ZM199 134V133H198ZM201 134V133H200ZM199 134V135H200ZM2 135H0V136H2ZM5 136V137H9V136ZM13 135V134H12ZM19 135H22V134H19ZM30 135V134H29ZM28 135V136H29ZM39 135V134H38ZM37 135V136H38ZM42 135V134H41ZM75 135V134H74ZM73 135V136H74ZM81 135V134H80ZM79 135V136H80ZM84 135H87V134H84ZM99 136V138H100V134H98ZM104 135V134H103ZM115 135V134H114ZM121 135V134H120ZM131 136H132V134H130ZM129 135V136H130ZM140 134H138V136H139ZM152 135V134H151ZM150 135V136H151ZM166 135V134H165ZM191 135V134H190ZM14 136V135H13ZM12 136V137H13ZM15 136H17V135H15ZM14 136V137H15ZM40 136V135H39ZM75 136H77V135H75ZM94 136V135H93ZM105 136V135H104ZM109 136V135H108ZM148 136V135H147ZM160 136V135H159ZM164 136V135H163ZM169 136V135H168ZM176 136V135H175ZM23 137H27L26 135L25 136H23ZM32 137V134H31V136H30V138ZM89 137V136H88ZM103 137V136H102ZM101 137V138H102ZM110 137V136H109ZM133 137V136H132ZM140 137V136H139ZM149 137V136H148ZM157 137V136H156ZM209 137H207V139L209 140ZM220 137V136H219ZM1 138V137H0ZM16 138V137H15ZM19 139H20V137H18ZM29 138V137H28ZM44 138V137H43ZM75 138V137H74ZM90 138V137H89ZM104 138V137H103ZM106 138V137H105ZM122 138H124V137H122ZM126 138V137H125ZM129 138V137H128ZM147 138V137H146ZM152 138V137H151ZM154 138V137H153ZM163 138V137H162ZM175 138V137H174ZM173 138V139H174ZM192 138V137H191ZM199 138V137H198ZM197 138V139H198ZM199 138V139H200ZM245 138V139H244ZM2 139H4L3 137H2ZM6 139V138H5ZM11 139H13V138H11ZM19 139H16L17 141L19 140ZM21 139L23 140V138L21 137ZM27 139V138H26ZM32 139V138H31ZM35 139H37V138H35ZM42 139V138H41ZM49 139V138H48ZM79 139H82L83 140V138H79ZM79 139H77V140H79ZM85 139V138H84ZM113 139V138H112ZM116 139V138H115ZM130 139V138H129ZM136 139V138H135ZM148 139V138H147ZM248 139L247 140H245V142L246 141H248ZM14 140V139H13ZM15 140V141H16ZM25 140V139H24ZM29 140V139H28ZM43 140V139H42ZM45 140H46V138H45ZM50 140V139H49ZM52 140V139H51ZM50 140V141H51ZM86 140V139H85ZM88 140V139H87ZM86 140V141H87ZM100 140V139H99ZM102 140V139H101ZM106 140H108V139H106ZM125 140L126 139H124V142H125ZM150 140V139H149ZM165 140V139H164ZM223 140V139H222ZM249 140V141H250ZM27 141V140H26ZM37 141H39V139L37 140ZM73 141V142H72ZM103 141V140H102ZM112 141V140H111ZM119 141H121V140H119ZM141 141H143V140H141ZM161 141V140H160ZM159 141V142H160ZM177 141V140H176ZM193 141V140H192ZM198 141V140H197ZM220 141V140H219ZM6 142H7V140H6ZM6 142H5V146L6 145H8V144H6ZM24 142V141H23ZM35 142V141H34ZM40 143L42 142V141H39ZM45 142H47V140L45 141ZM49 142V141H48ZM47 142V143H48ZM77 142V141H76ZM76 142H75V144H76ZM82 142V141H81ZM89 142V141H88ZM92 142V141H91ZM96 142V141H95ZM94 142V143H95ZM109 142H110V140H109ZM117 142V141H116ZM123 142V143H124ZM190 142V141H189ZM244 142V143H245ZM0 143H3V142H0ZM16 143V142H15ZM30 143H32V141H30ZM43 143V142H42ZM42 143H41V145H42ZM52 142H50V144H51ZM97 143V144H96ZM95 144H92V145H94L93 147L95 148H97V145H100V144H98L99 142H96ZM102 143V142H101ZM104 143V142H103ZM112 143V142H111ZM115 143V142H114ZM132 143V142H131ZM142 143V142H141ZM195 143H196V141H195ZM263 143V142H262ZM261 143V144H262ZM19 144V143H18ZM21 144V143H20ZM19 144V145H20ZM28 144V143H27ZM49 144V145H50ZM57 144V145H56ZM84 144V143H83ZM82 144V145H83ZM90 144V143H89ZM88 144V145H89ZM106 144V143H105ZM104 144V145H105ZM134 144V143H133ZM223 144V143H222ZM225 144V143H224ZM223 144V145H224ZM251 144V145H252ZM258 144V143H257ZM3 145V144H2ZM10 145V144H9ZM8 145V146H9ZM15 145V144H14ZM32 145V144H31ZM40 145V146H41ZM78 145V144H77ZM82 145H80V146H82ZM107 145V144H106ZM115 145V144H114ZM121 145H122V143H121ZM124 145V144H123ZM145 144H143V146H144ZM154 145V144H153ZM168 145V144H167ZM197 145V146H198ZM211 145V144H210ZM222 145V146H223ZM247 145V144H246ZM250 145V146H251ZM254 145H253V147H254ZM16 146H17V144H16ZM22 146V145H21ZM37 147V145H34V147ZM48 146V145H47ZM53 146V145H52ZM75 146V145H74ZM73 146V147H74ZM133 146V145H132ZM215 146V145H214ZM213 146V147H214ZM249 146V147H250ZM1 147V146H0ZM14 146L12 145V147L11 148H13ZM18 147V146H17ZM30 147H33V146H30ZM33 147V148H34ZM45 147V146H44ZM43 147V148H44ZM72 147V148H73ZM88 147V146H87ZM91 147V146H90ZM99 147H101V146H99ZM104 147V146H103ZM102 147V148H103ZM118 147V146H117ZM120 147V146H119ZM123 147V146H122ZM131 147V146H130ZM136 147H137V145H136ZM187 147V146H186ZM203 147V146H202ZM252 147V148H253ZM256 147V146H255ZM260 147V146H259ZM4 148V147H3ZM11 148H9V149H11ZM50 148V147H49ZM79 148H81V147H79ZM82 148H86V147H82ZM81 148V149H82ZM92 148V147H91ZM110 148V147H109ZM206 148L207 147H205V150H206ZM216 148V147H215ZM234 148V147H233ZM232 148V149H233ZM236 148H238V147H236ZM257 148V147H256ZM8 149V148H7ZM18 149V148H17ZM19 149H22V148H19ZM26 149V148H25ZM48 149V148H47ZM50 149H52V147L50 148ZM87 149V148H86ZM126 149V148H125ZM159 149V148H158ZM185 149V148H184ZM197 149H202V148H197ZM23 150H24V148H23ZM28 150V149H27ZM49 150V149H48ZM48 150H47V152H48ZM58 150V149H57ZM60 150V149H59ZM70 150V149H69ZM68 150V151H69ZM87 150H90V149H87ZM96 150L97 149H95V151L94 152H96ZM99 150V149H98ZM104 150H106V149H104ZM108 150V149H107ZM136 150V149H135ZM141 150V149H140ZM146 150H147V148H146ZM160 150H163V149H160ZM166 150V149H165ZM187 150H189V149H187ZM224 150H226V149H224ZM247 150H249L248 148H247ZM251 150V149H250ZM4 150H2V152H3ZM19 151H22V150H19ZM55 151V150H54ZM60 151H62V150H60ZM59 151V152H60ZM64 151V150H63ZM71 151H72V149H71ZM70 151V152H71ZM85 151V150H84ZM103 150H101V152H102ZM117 151V150H116ZM115 151V152H116ZM120 151V150H119ZM130 151V150H129ZM159 151V150H158ZM199 151V150H198ZM201 151V150H200ZM253 151V150H252ZM5 152H7V150L5 151ZM9 152V151H8ZM7 152V153H8ZM12 152H13V150H12ZM15 152H17V151H15ZM43 152V151H42ZM46 152V151H45ZM51 152H53L52 150H51ZM50 152V153H51ZM58 152V151H57ZM77 152V151H76ZM78 152H80V151H78ZM92 152V149H91V151H89V153L88 154H90ZM94 152H92L89 156H94L93 158H89V156L87 155V151L84 153L83 152V154H85V155H83L82 154V152H81V154H79L80 156L81 155H83L82 157H80L79 156V158H78V155L76 156V159L77 160H73V159H71V158H66V159H71V160H69L68 162H69V164L67 165V166H69V169L67 170V172H72V173H74V174H77V176H81V175H78V174H83V173H91V172H94V170H92V169H94V168H98L97 170H99L101 167H100V165L102 166V161H103V156L101 155H99V152H98V157L97 156H95V154H94ZM118 152V151H117ZM207 152V151H206ZM228 152H230V150L228 151V150H226V152L224 153L225 155V157H224V159L223 160H225V164H220V165H216V168L214 169V174H213V179L212 180H217V179H219V178H223L222 180H224V181H226L227 182V186L226 187H224L223 189H225V192L230 196V198L232 199V201L235 203V201L236 202H239L238 200L239 199H237V195H235V193H237V191L236 192H234L235 190H232V186L230 187V186H228V184L230 183V181L232 180V178H233V176L234 175H236L234 172H233V170H235V167L233 166V161H235V159H233L232 161H230L231 160V156L229 155V154H231V152L228 154ZM232 152H233V150H232ZM248 152V151H247ZM63 154H64V156H66L65 154L66 153H64V152H62ZM103 153V152H102ZM160 153V152H159ZM203 153V152H202ZM205 153V152H204ZM213 153V152H212ZM220 153H221V150H220ZM257 153V152H256ZM256 153L254 154V153H252L251 155V157H249V159L252 161V162H254L255 163V165L256 166H258L259 165V161H258V159H257V156L258 155H256ZM23 154V153H22ZM49 154V153H48ZM47 154V155H48ZM58 154V153H57ZM92 154H94V155H92ZM105 154H106V152H105ZM119 154V153H118ZM131 154V153H130ZM133 154V153H132ZM137 154V153H136ZM147 154V153H146ZM150 154H151V152H150ZM166 154V153H165ZM194 154V153H193ZM198 154H200V153H198ZM209 154V153H208ZM222 154V153H221ZM234 154V153H233ZM258 154V153H257ZM3 155V154H2ZM2 155H1V157H2ZM9 155H11V156H13L12 154H9ZM15 155V154H14ZM20 155H21V153H20ZM28 155V154H27ZM32 155V154H31ZM46 155V154H45ZM44 154H43V156H45ZM53 155H54V152H53ZM69 155V154H68ZM67 155V156H68ZM70 155H71V153H70ZM69 155V156H70ZM74 155V154H73ZM72 155V156H73ZM88 157H87V156ZM97 155V154H96ZM110 155V154H109ZM114 155H115V153H114ZM121 155V154H120ZM174 155V154H173ZM5 156V155H4ZM39 156H42V154L40 155V153H39ZM49 156H50V154H49ZM55 156H56V154H55ZM106 156V155H105ZM108 156V155H107ZM107 156L106 157H104V159L105 158H107ZM122 156V155H121ZM124 156V155H123ZM130 156V155H129ZM151 156V155H150ZM163 156V155H162ZM162 156H160V157H162ZM196 156V155H195ZM199 156V155H198ZM201 156V155H200ZM220 156V155H219ZM10 156H8V158H9ZM15 157V156H14ZM22 157V156H21ZM35 157V156H34ZM46 157V156H45ZM59 157H60V155H59ZM62 157V156H61ZM113 157V156H112ZM125 157V156H124ZM131 157V156H130ZM159 157V156H158ZM194 157V156H193ZM204 157H205V159H206V156L204 155ZM210 157H213V156H210ZM242 157V156H241ZM260 157V156H259ZM7 158V157H6ZM16 158V157H15ZM15 158H14V161H15ZM36 158V157H35ZM34 158V159H35ZM44 158V157H43ZM50 158V157H49ZM63 158V157H62ZM62 158H59V159H61L62 160ZM75 158V157H74ZM109 158V157H108ZM116 158V157H115ZM114 158V159H115ZM129 158V157H128ZM208 158V157H207ZM229 158H230V160H229ZM235 158V157H234ZM245 158V157H244ZM261 158V157H260ZM2 159H4V157L2 158ZM17 159V158H16ZM18 159H19V157H18ZM21 159V158H20ZM25 159H27V158H25ZM42 159V158H41ZM40 159V160H41ZM46 159V158H45ZM162 159V158H161ZM262 159V158H261ZM1 160V159H0ZM12 160V159H11ZM10 160V161H11ZM35 160H39V157H38V159H35ZM52 159H50V161H51ZM57 160V159H56ZM60 160V161H61ZM63 160H65V159H63ZM115 160H117V159H115ZM114 160V161H115ZM191 160H192V158H191ZM222 160V161H223ZM245 160V159H244ZM27 161V160H26ZM47 161V160H46ZM53 161H55L54 159H53ZM52 161V162H53ZM59 161V160H58ZM104 161H106V160H104ZM113 161V162H114ZM120 161V160H119ZM123 161V160H122ZM130 161H132V160H130ZM159 161V160H158ZM157 161V162H158ZM205 161H209V160H205ZM238 161V160H237ZM250 161V162H251ZM11 162H13V161H11ZM32 162H35V161H32ZM31 162V163H32ZM38 162V161H37ZM48 162V161H47ZM56 162V161H55ZM144 162V161H143ZM156 162V161H155ZM162 162V161H161ZM219 162H220V160H219ZM218 162V163H219ZM261 162V161H260ZM0 163H2V160H1V162ZM4 163V162H3ZM14 163V164H13ZM12 164L13 165H15V164H17L18 165V162L16 163V162H13ZM23 163V162H22ZM26 163H27V165H26ZM24 165H26V168H27V171H25L24 169H26L25 167H24V171L27 173V172H29V174H31V175H29V178H31V180H32V177H37V175H39V173H42L41 172V168H39V166H40V164L42 163H39V164H37L36 162V164H31V163H29V162H26ZM29 163V164H28ZM45 163V162H44ZM43 163V164H44ZM50 163V162H49ZM54 163V162H53ZM67 163V162H66ZM117 163V162H116ZM205 163V162H204ZM206 163H208V162H206ZM205 163V164H206ZM213 163V162H212ZM216 163V162H215ZM254 163H252V165L254 164ZM48 164V163H47ZM57 164V163H56ZM55 164V165H56ZM109 164H111V163H109ZM112 164H114V163H112ZM119 164V163H118ZM118 164H116V165H118ZM262 164V163H261ZM22 165V164H21ZM42 165V164H41ZM44 165H46V164H44ZM44 165H43V167L42 168H45L44 167ZM59 165H61L60 163H59ZM58 165V166H59ZM104 165H106V164H104ZM148 165V164H147ZM208 165V164H207ZM250 165V164H249ZM47 166V165H46ZM52 166V165H51ZM54 166V165H53ZM111 166V165H110ZM109 166V167H110ZM141 166V165H140ZM143 166V165H142ZM173 166V165H172ZM238 166V165H237ZM244 166V165H243ZM1 167V166H0ZM4 167V166H3ZM2 167V169H4V171H9L10 173H11V170L9 169V167L8 168H3ZM20 167H22V166H20ZM19 167V168H20ZM41 167V166H40ZM48 167V166H47ZM50 167V166H49ZM57 167V166H56ZM65 167V166H64ZM64 167H61V168H64ZM106 167V166H105ZM105 167H103V168H105ZM108 167V168H109ZM145 167V166H144ZM252 168H253V166H251ZM55 168V167H54ZM59 168V167H58ZM107 168V169H108ZM126 168V167H125ZM143 167H141L140 169H142ZM147 168V167H146ZM166 168V167H165ZM49 169V168H48ZM67 169V168H66ZM95 169V170H96ZM110 169V168H109ZM118 169V168H117ZM139 169V170H140ZM145 169V168H144ZM149 169H151L150 167H149ZM155 169V168H154ZM180 169V168H179ZM213 169V168H212ZM239 169V168H238ZM242 169H244V168H242ZM241 169V170H242ZM256 169V168H255ZM14 170V169H13ZM50 170V169H49ZM137 170V169H136ZM143 170V169H142ZM142 170H140L141 172H142ZM146 170V169H145ZM161 170V169H160ZM171 170V169H170ZM176 170V169H175ZM184 170V169H183ZM201 170H203V168L201 169ZM240 170V169H239ZM240 170V171H241ZM261 169H257L255 172H257L258 174L259 173H261V171H260ZM264 170V169H263ZM3 171V170H2ZM23 171V172H24ZM51 172H53V170H50ZM62 171V170H61ZM63 171H65L64 169H63ZM102 171H103V169H102ZM124 171V170H123ZM138 171V170H137ZM253 171V170H252ZM251 171V172H252ZM5 172V173H6ZM13 172H15V170L13 171ZM16 172H17V170H16ZM48 172V171H47ZM66 172V173H67ZM96 172H98V171H96ZM174 172V171H173ZM181 172V171H180ZM20 173V172H19ZM58 173H60V171L58 172ZM57 173V174H58ZM154 173V172H153ZM157 173V172H156ZM166 173V172H165ZM253 173V172H252ZM263 173H264V171H263ZM16 174H18V172L16 173ZM45 174H46V171H45ZM57 174H56V176H57ZM61 174H62V172H61ZM65 173H63V175H64ZM70 174V173H69ZM73 174V175H74ZM97 174V173H96ZM99 174V173H98ZM143 174V173H142ZM158 174V173H157ZM168 174V173H167ZM170 174H171V172H170ZM181 174V173H180ZM255 174V173H254ZM1 175V174H0ZM11 175V174H10ZM12 175H15L14 173L12 174ZM11 175V176H12ZM27 175V174H26ZM25 175V176H26ZM91 175H95V174H91ZM90 175V176H91ZM104 175H105V172H104ZM136 176H137V172H136V174H135ZM139 175V174H138ZM141 175V174H140ZM139 175V176H140ZM145 175V174H144ZM159 175H161V173L159 174ZM251 175V174H250ZM263 175L264 174H261L259 177H263ZM10 176V177H11ZM23 176V175H22ZM31 176V177H30ZM43 176V175H42ZM47 176V175H46ZM55 176V175H54ZM53 176V177H54ZM62 176V175H61ZM65 176H68V174L67 175H65ZM72 176V175H71ZM83 176V175H82ZM89 176V175H88ZM131 176V175H130ZM137 177L138 179L140 178V177ZM155 176V175H154ZM256 176H257V174H256ZM255 175H254V177H256ZM14 177V176H13ZM19 177V176H18ZM20 177H21V175H20ZM28 177V176H27ZM27 177H25L26 179H24V181L26 182L27 181ZM59 177V179H60V176H58ZM63 177V176H62ZM61 177V178H62ZM69 177V176H68ZM83 177H85V176H83ZM99 177V176H98ZM132 177L133 178H131V180L129 181V179L128 178H126L128 181H129V183H130V185H131V183H132V185H134L133 184V182H136L137 181V183H135V187L132 189V191L133 192H135L136 194H138V195H145V192H146V189H150V188H144L143 186H141L142 185V183L141 184H139V186H136L137 184H138V179L136 180L135 178V176H133L132 175ZM160 177V176H159ZM171 177V176H170ZM176 177V176H175ZM181 177V176H180ZM184 177V176H183ZM258 177V176H257ZM258 177V178H259ZM2 178V177H1ZM38 178L40 179V177L38 176ZM55 178V177H54ZM75 178V177H74ZM78 178V177H77ZM92 178V177H91ZM94 178H95V176H94ZM172 178V177H171ZM177 178H178V176H177ZM194 179H195V177H193ZM193 178H191V179H193ZM241 178V177H240ZM5 179H7L6 177H5ZM8 179H10V178H8ZM66 179V178H65ZM64 179V180H65ZM143 179L145 180V178L143 177ZM152 179V178H151ZM164 179V178H163ZM167 179V178H166ZM180 179V178H179ZM251 179V181L250 182H254V181H252V177L250 178ZM254 179V178H253ZM262 179V178H261ZM1 180V179H0ZM15 180V179H14ZM17 180V179H16ZM21 180H23V179H21ZM19 181V180H17V181H19L20 182V184H21V182H24V181ZM55 180V179H54ZM53 180V181H54ZM71 180V179H70ZM77 180V179H76ZM121 180V179H120ZM136 180V181H135ZM148 180V179H147ZM155 180V179H154ZM160 180V179H159ZM182 180V179H181ZM184 180V179H183ZM240 180V179H239ZM263 180V179H262ZM47 181V180H46ZM45 181V182H46ZM49 181V180H48ZM52 181V182H53ZM60 181V180H59ZM62 181V180H61ZM65 181H68V179L67 180H65ZM64 181V182H65ZM80 181V180H79ZM126 181V180H125ZM164 181H166V180H164ZM169 181V180H168ZM176 181V180H175ZM236 181V180H235ZM245 181V180H244ZM248 181H249V179H248ZM260 181V180H259ZM259 181H257V183H259ZM4 182V181H3ZM7 182V181H6ZM10 182V181H9ZM29 182V181H28ZM32 182H35V181H32ZM37 182V181H36ZM57 182H58V180H57ZM70 182V181H69ZM143 182H145V181H143ZM177 182V181H176ZM179 182V181H178ZM187 182H189V181H187ZM195 182V181H194ZM213 182V181H212ZM242 181H240V183H241ZM250 182H249V185H250ZM256 182V181H255ZM263 181H261L260 182V186L259 185H256L257 183H255L254 185H255V191H254V193H253V190H251L252 191V197L254 196V197H258V196H260L261 194H263L264 193V185H262L261 183H262ZM2 183V182H1ZM11 183V182H10ZM13 183V182H12ZM18 183V182H17ZM42 183V182H41ZM82 183V182H81ZM121 183V182H120ZM128 183V182H127ZM146 183V182H145ZM145 183H143V185L145 184ZM158 183V182H157ZM162 183V182H161ZM164 183V182H163ZM162 183V184H163ZM219 183V182H218ZM223 183H225V182H223ZM233 183V182H232ZM3 184V183H2ZM6 184V183H5ZM14 185H15V181H14V183H13ZM28 183H26V185H27ZM33 184V183H32ZM47 184V183H46ZM56 184V183H55ZM61 184H63V183H61ZM71 184V183H70ZM155 184V183H154ZM161 184V185H162ZM168 184V183H167ZM172 184V183H171ZM174 184V183H173ZM207 184V183H206ZM209 184V183H208ZM245 184V183H244ZM242 185L241 186V192L243 193V197L245 196V195H247L246 196V200H247V202H249L248 200V196H250L249 194H250V191H247V189L249 190V188L250 187H248L249 185L248 184H245V185ZM35 185V184H34ZM39 185V187H40V184H38ZM43 185H45V184H43ZM42 185V186H43ZM51 185V184H50ZM50 185H48V188H50L49 186ZM58 185V184H57ZM72 185V184H71ZM127 186H129V184H126ZM129 186V188H131V187H133V186ZM183 185V184H182ZM186 185V184H185ZM239 185V184H238ZM248 185V186H247ZM253 185V186H254ZM3 186V185H2ZM2 186H0V187H2ZM6 186V185H5ZM16 186V185H15ZM17 186H19V185H17ZM31 186V185H30ZM33 186V185H32ZM31 186V187H32ZM35 186H37V185H35ZM34 186V188H36ZM41 186V187H42ZM47 186V185H46ZM81 186V185H80ZM118 186V185H117ZM165 186V185H164ZM167 186V185H166ZM174 186V185H173ZM179 186V185H178ZM181 186V185H180ZM192 186H194V183H192L191 181L189 182V183H187V185L185 186L186 187V191H188V189L190 190V187H192ZM224 186V185H223ZM252 186V185H251ZM10 187H12V186H7V187H5V188H9V190H10ZM27 188H28V186H26ZM38 187V186H37ZM38 187V188H39ZM40 187V188H41ZM62 187V186H61ZM196 187V186H195ZM200 187V186H199ZM209 187V186H208ZM212 187H213V185H212ZM14 188H16V187H14ZM43 188L44 189H46L47 187H45V186H43ZM47 188V189H48ZM51 188H52V186H51ZM54 188H57V187H55L54 186ZM128 188V191H131V189H129ZM159 188V187H158ZM157 188V189H158ZM161 188V187H160ZM20 189V188H19ZM22 189V188H21ZM24 189V188H23ZM37 189V188H36ZM70 189V188H69ZM104 189V188H103ZM120 189H121V193H122V191L125 193L126 191L124 190V189H127V187L125 188V186L123 187V185H122V188L120 187ZM155 189V188H154ZM166 190H167V188H165ZM199 189V188H198ZM220 189H222V188H220ZM0 190H4V187H3V189H0ZM6 190H8V189H6ZM8 190V191H9ZM26 190V189H25ZM50 190V189H49ZM75 190V189H74ZM151 190V189H150ZM172 190V189H171ZM170 190V191H171ZM177 190V189H176ZM195 190V189H194ZM197 190V189H196ZM202 190V189H201ZM209 190V189H208ZM216 190V189H215ZM8 191H0V204H2V205H8V203L9 202H11L14 198H15V194H14V196H12L13 195V193H15V192H12V195L11 196H9V193H8ZM18 191V190H17ZM29 191V190H28ZM37 191V190H36ZM40 191V190H39ZM42 191V190H41ZM64 191V190H63ZM76 191V190H75ZM78 191V190H77ZM120 191V190H119ZM153 191V190H152ZM163 191V190H162ZM168 191H169V189H168ZM198 191V190H197ZM196 191V192H197ZM10 192V193H11ZM19 192V191H18ZM17 192V193H18ZM23 192V191H22ZM51 192V191H50ZM49 192V193H50ZM74 192V191H73ZM99 192V191H98ZM155 192H156V189H155ZM160 192V191H159ZM164 192V191H163ZM173 192V191H172ZM189 192V191H188ZM191 192V191H190ZM246 192H247V194H246ZM248 192H249V194H248ZM20 193V192H19ZM24 193V192H23ZM27 193V192H26ZM44 193H46V192H44ZM43 193V194H44ZM119 193V192H118ZM130 193V192H129ZM135 193H130L131 195H133V194H135ZM147 193V192H146ZM149 193V192H148ZM152 193V192H151ZM151 193H149V194H151ZM162 193V192H161ZM168 193V192H167ZM181 193V192H180ZM180 193H178V194H180ZM210 193V192H209ZM215 193V192H214ZM29 194V193H28ZM48 194V193H47ZM66 194V193H65ZM70 194V193H69ZM76 194V193H75ZM93 194V193H92ZM120 194V193H119ZM127 194H128V192H127ZM165 195H166V193H164ZM190 194V193H189ZM217 194V193H216ZM237 194H239V191H238V193ZM20 195H21V193H20ZM24 195V194H23ZM32 195V194H31ZM115 195H116V193H115ZM123 195V194H122ZM126 195V194H125ZM125 195H123V196H125ZM147 195V194H146ZM145 195V196H146ZM154 195V194H153ZM164 195V196H165ZM168 195V194H167ZM167 195L164 197V198H166L167 197ZM210 195V194H209ZM227 195V196H228ZM51 196V195H50ZM75 196V195H74ZM76 196H77V194H76ZM116 196H118V195H116ZM115 196V197H116ZM120 196V195H119ZM118 196V197H119ZM127 196V195H126ZM169 196V195H168ZM173 196V195H172ZM192 196V195H191ZM197 196V195H196ZM195 196V197H196ZM27 197V196H26ZM45 197V196H44ZM43 197V198H44ZM49 197V196H48ZM106 197V196H105ZM114 197V198H115ZM137 197H139V196H137ZM150 197V196H149ZM153 197V196H152ZM155 197H157V196H155ZM193 197V196H192ZM17 198H18V196H17ZM42 198V199H43ZM98 198V197H97ZM151 198V197H150ZM154 198V197H153ZM160 198H163V197H160ZM168 198V197H167ZM213 198V197H212ZM251 198V197H250ZM19 199V198H18ZM21 199V198H20ZM24 199H26L25 197H24ZM119 199V198H118ZM141 199V198H140ZM159 199V198H158ZM209 199V198H208ZM214 199V198H213ZM216 199V198H215ZM237 199V200H236ZM244 199V198H243ZM251 199H253V198H251ZM255 199V198H254ZM46 200V199H45ZM104 200H106V199H104ZM104 200H103V202H104ZM125 200V199H124ZM139 200V199H138ZM147 200H148V198H147ZM151 200H152V198H151ZM161 199H159V201H160ZM189 200V199H188ZM217 200V199H216ZM215 200V201H216ZM222 200V199H221ZM17 201V200H16ZM19 201V200H18ZM21 201V200H20ZM44 201V200H43ZM48 201V200H47ZM128 201V200H127ZM153 201V200H152ZM220 201V200H219ZM251 201V200H250ZM254 201V200H253ZM257 201V202H256ZM259 201H260V203L258 202V200H256L255 199V205L253 206V209H254V211H253V209L252 210H250L249 209V213L246 211V210H248L247 208L244 210L245 212H247L248 214H249V217H250V219H249V217H248V219H247V222L249 221V223L251 224V227H252V229H254V230H252V231H254L255 232V234L257 233V235L259 234L260 236H261V234L263 235L264 233H262L263 231L262 230H264V198L262 199H259ZM40 202V201H39ZM38 202V203H39ZM125 202V201H124ZM155 202V201H154ZM190 202V201H189ZM241 202V201H240ZM252 202V201H251ZM250 202V204H252ZM34 203V202H33ZM42 203V202H41ZM98 203V202H97ZM106 203H108V202H106ZM110 203V202H109ZM128 203V202H127ZM165 203V202H164ZM209 203V202H208ZM244 203V202H243ZM96 204V203H95ZM117 204V203H116ZM232 204V203H231ZM242 204V203H241ZM240 204V205H241ZM31 205V204H30ZM37 204H35V206H36ZM38 205H40V204H38ZM78 205V204H77ZM97 205V204H96ZM105 205V204H104ZM124 205V204H123ZM145 205V204H144ZM158 205V201H156L155 202V205H152V208H153V206H154V208H156V206ZM189 205V204H188ZM193 205V204H192ZM206 205V204H205ZM234 205V204H233ZM261 205H263L262 207L263 208H261L260 206ZM8 206H10V204L8 205ZM89 206V205H88ZM91 206H92V204H91ZM138 206V205H137ZM191 206V205H190ZM221 206V205H220ZM223 206V205H222ZM235 206H236V203H235ZM238 206V205H237ZM236 206V207H237ZM242 206H244V205H242ZM251 206V205H250ZM4 208H6L5 206H3ZM14 207V206H13ZM24 207V206H23ZM40 207V206H39ZM87 207V206H86ZM194 207V206H193ZM234 207V206H233ZM238 207H240V206H238ZM237 207V208H238ZM247 207V206H246ZM10 208V207H9ZM28 208H30V207H28ZM93 208V207H92ZM132 208V207H131ZM143 208V207H142ZM149 208V207H148ZM153 208V209H154ZM168 208V207H167ZM221 208V207H220ZM237 208H233V209H237ZM2 209V208H1ZM21 209V208H20ZM99 209V208H98ZM145 209V208H144ZM150 210H151V208H149ZM206 209V208H205ZM217 209V208H216ZM219 209V208H218ZM8 210V209H7ZM25 210H28V209H25ZM24 210V211H25ZM93 210V209H92ZM127 210V209H126ZM141 210V209H140ZM150 210H149V212H150ZM207 210V209H206ZM239 210H240V208H239ZM242 210V209H241ZM23 211V210H22ZM21 211V212H22ZM89 211V209H85V211H83L81 214H80V217L81 216H85L86 214H87V212ZM116 211V210H115ZM121 211V210H120ZM156 211V210H155ZM159 211V210H158ZM237 211V210H236ZM81 212V211H80ZM113 212V211H112ZM227 212V211H226ZM239 211H237V213H238ZM242 212V211H241ZM240 212V213H241ZM245 212H244V214H245ZM130 213H131V211H130ZM129 213V214H130ZM159 213V212H158ZM165 213V212H164ZM18 214H20V213H18ZM54 214V213H53ZM110 214V213H109ZM113 214V213H112ZM139 214V213H138ZM163 214V213H162ZM207 214V213H206ZM229 214V213H228ZM232 214V213H231ZM239 214V213H238ZM10 215V214H9ZM15 215H17V214H15ZM78 215H79V213H78ZM115 215V214H114ZM119 215H120V212H119ZM122 215V214H121ZM125 215H126V213H125ZM133 215H135V214H133ZM164 215V214H163ZM189 215V214H188ZM226 215V214H225ZM235 215V214H234ZM247 215V214H246ZM245 215V216H246ZM2 216V215H1ZM21 216V215H20ZM24 216V215H23ZM74 216V215H73ZM118 216V215H117ZM130 216H131V214H130ZM152 216V215H151ZM201 216V215H200ZM233 216V215H232ZM244 216V217H245ZM41 217V216H40ZM119 217V216H118ZM138 217V216H137ZM145 217H147V216H145ZM191 217V216H190ZM225 217V216H224ZM231 217V216H230ZM247 217V216H246ZM245 217V218H246ZM139 218V217H138ZM198 218V217H197ZM226 218V217H225ZM245 218H243V219H245ZM18 219V218H17ZM83 219V218H82ZM118 219H120V218H118ZM141 219H142V216H141ZM166 219V218H165ZM195 219H196V217H195ZM237 219V218H236ZM14 220V219H13ZM58 220V219H57ZM75 220H76V217H75ZM132 220V219H131ZM207 220V219H206ZM17 221V220H16ZM53 221V220H52ZM80 221V220H79ZM87 221V220H86ZM107 221V220H106ZM129 221H130V219H129ZM146 221H147V218L144 220H142L141 222H140V227L142 228V227H144V225H145V223H146ZM156 221H158V220H156ZM225 221V220H224ZM228 221V220H227ZM237 221V220H236ZM245 221H246V219H245ZM73 222H74V220H73ZM76 222H78V221H76ZM81 222V221H80ZM184 222H185V220H184ZM205 222V221H204ZM208 222V221H207ZM235 222V221H234ZM244 222V221H243ZM6 223V222H5ZM25 223V222H24ZM55 223V222H54ZM72 223V222H71ZM113 223V222H112ZM148 223V222H147ZM146 223V224H147ZM155 223V222H154ZM183 223V222H182ZM195 223V222H194ZM218 223V222H217ZM222 223V222H221ZM44 224V223H43ZM81 224V223H80ZM104 224H105V222H104ZM109 224H110V222H109ZM118 224V223H117ZM153 224V223H152ZM165 224V223H164ZM184 224V223H183ZM186 224V223H185ZM207 224H209V223H207ZM215 224V223H214ZM3 225V224H2ZM33 225V224H32ZM168 225V224H167ZM180 225V224H179ZM217 225V224H216ZM247 225V224H246ZM245 225V226H246ZM6 226V225H5ZM46 226V225H45ZM68 226H69V224H68ZM74 226H76L75 224H74ZM107 226V225H106ZM122 226V225H121ZM126 226V225H125ZM163 226V225H162ZM173 226V225H172ZM176 226V225H175ZM185 226V225H184ZM219 226V225H218ZM229 226V225H228ZM228 226H226V227H228ZM33 227V226H32ZM108 227V226H107ZM118 226H116V228H117ZM138 227V226H137ZM156 226H154V228H155ZM170 227V226H169ZM191 227V226H190ZM189 227V228H190ZM195 227H197V226H195ZM233 227V226H232ZM232 227H231V229H232ZM235 227V226H234ZM251 227H249V225H248V228H250L251 229ZM6 228V227H5ZM5 228H4V230H5ZM48 228V227H47ZM65 228H66V226H65ZM106 228V227H105ZM113 228H115V227H113ZM115 228V229H116ZM145 228H146V226H145ZM151 228H152V225H151ZM164 228V227H163ZM181 228V227H180ZM205 228V227H204ZM221 228V227H220ZM3 228L1 227L0 228V234H1V231L3 232V230H2ZM8 229V228H7ZM16 229V228H15ZM39 229H42V228H39ZM67 229H68V227H67ZM66 229V230H67ZM114 229V230H115ZM124 229H125V227H124ZM147 229V228H146ZM194 229V228H193ZM196 229V228H195ZM57 230V229H56ZM125 230H127V229H125ZM135 230V229H134ZM134 230L132 231L133 232V234H134ZM138 230V229H137ZM136 230V231H137ZM141 230V229H140ZM145 230V229H144ZM158 230H159V228H158ZM160 230H162V228H160ZM159 230V231H160ZM190 230V229H189ZM189 230H187V232L189 231ZM201 229H199V231H200ZM204 230V229H203ZM218 230V229H217ZM232 230H234V229H232ZM55 231V230H54ZM152 231V230H151ZM163 231H165V228L163 229ZM191 231V230H190ZM250 231V230H249ZM259 231H262L261 232V234L259 233ZM44 232V231H43ZM120 232V231H119ZM138 232V231H137ZM143 232V231H142ZM192 232H193V230H192ZM204 232V231H203ZM203 232H202V234H203ZM253 232V233H254ZM25 233V232H24ZM31 233V232H30ZM36 233V232H35ZM58 233V232H57ZM106 233V232H105ZM145 233V232H144ZM144 233H142V234H144ZM157 233H159V232H157ZM161 233V232H160ZM163 233V232H162ZM161 233V234H162ZM175 233V232H174ZM188 233H190L191 234V232H188ZM200 233H201V231H200ZM222 233V232H221ZM231 233V232H230ZM7 234V233H6ZM11 234V233H10ZM41 234V233H40ZM119 234V233H118ZM138 234V233H137ZM151 234V233H150ZM206 234V233H205ZM225 234V233H224ZM248 234V233H247ZM22 235V234H21ZM117 235V234H116ZM122 235V234H121ZM139 235V234H138ZM183 235V234H182ZM186 235V234H185ZM188 235V234H187ZM194 235V234H193ZM217 235V234H216ZM215 235V236H216ZM257 235H255L256 237H257ZM259 235H258V237H257V239L259 238ZM37 236V235H36ZM54 236V235H53ZM119 236V235H118ZM128 236V235H127ZM132 236V235H131ZM196 236V235H195ZM1 237V236H0ZM16 237V236H15ZM107 237H109V236H107ZM129 237V236H128ZM134 237V236H133ZM156 237V236H155ZM166 237V236H165ZM177 237V236H176ZM192 237V236H191ZM190 236L188 237V238H190V239H188V240H190L189 242H190V245L192 244L193 245V243L195 242V238L194 237H192L191 238ZM262 237V236H261ZM14 238V237H13ZM47 238V237H46ZM117 238V237H116ZM216 238V237H215ZM222 238V237H221ZM234 238V237H233ZM247 238V237H246ZM45 239V238H44ZM102 239H104V238H102ZM118 239V238H117ZM130 239L132 240V237H130ZM134 239V238H133ZM256 239V240H257ZM261 239V238H260ZM1 240V239H0ZM14 240V239H13ZM53 239L51 238V241H52ZM114 240V239H113ZM126 240V239H125ZM180 240H182V239H180ZM253 240V239H252ZM50 241V240H49ZM50 241V242H51ZM80 241V240H79ZM104 241V240H103ZM116 241V240H115ZM224 241V240H223ZM46 242H48V241H46ZM130 240H129V242H128V244H130ZM133 242V241H132ZM131 242V243H132ZM154 242V241H153ZM186 242H188V241H186ZM199 242V241H198ZM205 242V241H204ZM260 242V241H259ZM39 244V246H41V244H40V242H38ZM43 243V242H42ZM53 243V242H52ZM79 243V242H78ZM109 243V242H108ZM113 243H114V241H113ZM127 243V242H126ZM184 243V242H183ZM196 243V242H195ZM258 243V242H257ZM261 243V245H264L262 242H260ZM56 244H58V243H56ZM186 244V243H185ZM188 244V243H187ZM232 244H234V243H232ZM255 244V243H254ZM36 245V244H35ZM38 245H36L37 247H38ZM125 245V244H124ZM181 245V244H180ZM202 245V244H201ZM238 245H240L239 244V241H238V239H236V244L234 245V255H232V264H254V263H257V262H254L255 261V256H242V255H245L246 253H247V251H245L246 253L245 254H243L242 252H240V246H238ZM246 245V244H245ZM260 245V246H261ZM45 245H43L41 248H44L45 250H46V248L45 247H47V246H45ZM57 246V245H56ZM103 246V245H102ZM111 246V245H110ZM125 246H127V244L125 245ZM129 246V245H128ZM127 246V247H128ZM185 246V245H184ZM194 247H195V245H193ZM224 246V245H223ZM232 246V245H231ZM253 246V245H252ZM259 246V245H258ZM33 247H34V245H33ZM54 247V246H53ZM127 247H125V248H127ZM135 247V246H134ZM187 247V246H186ZM194 247H192L190 250H193L194 249ZM197 247H200L201 248V246H197ZM196 247V248H197ZM204 247V246H203ZM203 247H202V250H203ZM205 247H207V246H205ZM254 247H256V246H253V248ZM27 248H29V247H27ZM40 248V247H39ZM125 248H122V250H125ZM214 248V247H213ZM261 248V247H260ZM30 249V248H29ZM38 249V248H37ZM52 249V248H51ZM66 249V248H65ZM208 249V248H207ZM257 249V248H256ZM15 250V249H14ZM33 250V249H32ZM39 250V249H38ZM42 250V249H41ZM63 250H64V248H63ZM121 250V249H120ZM206 250V249H205ZM212 250V249H211ZM249 250V249H248ZM259 250H263V249H259ZM258 250V251H259ZM27 251H28V249H27ZM88 251V250H87ZM185 251V250H184ZM196 252H197V250H195ZM194 251V252H195ZM199 251H200V249H199ZM207 251V250H206ZM208 251H209V249H208ZM231 251V250H230ZM10 252V251H9ZM13 252V251H12ZM30 252V251H29ZM28 252V253H29ZM33 251H31V253H32ZM55 252V251H54ZM111 252V251H110ZM135 252V251H134ZM191 252H193V251H190V254H192ZM195 252V253H196ZM212 252V251H211ZM250 252V251H249ZM252 252V251H251ZM30 253V254H31ZM39 253V252H38ZM80 253V252H79ZM84 253V252H83ZM168 253V252H167ZM194 253V254H195ZM260 253H262V252H260ZM264 253V252H263ZM2 254V253H1ZM8 254V253H7ZM17 254V253H16ZM21 254V253H20ZM36 254V253H35ZM86 254V253H85ZM88 254V253H87ZM121 254H124V253H122V251H121ZM213 254V253H212ZM222 254V253H221ZM252 255H254L253 253H251ZM12 255H15V254H12ZM26 255V254H25ZM28 255V254H27ZM38 255V254H37ZM73 255V254H72ZM119 255V254H118ZM135 255V254H134ZM146 255V254H145ZM189 255V254H188ZM204 255V254H203ZM219 255V254H218ZM249 255H250V253H249ZM6 256V255H5ZM24 256V255H23ZM29 256V255H28ZM27 256V257H28ZM123 256V255H122ZM192 256V255H191ZM197 256V255H196ZM216 256V255H215ZM259 256V255H258ZM64 257V256H63ZM62 257V258H63ZM134 257V256H133ZM136 257V256H135ZM144 257V256H143ZM190 257V256H189ZM199 257V256H198ZM202 257V256H201ZM242 257V258H241ZM9 258V257H8ZM14 258H16V257H14ZM37 258V257H36ZM61 258V259H62ZM72 258V257H71ZM93 258V257H92ZM117 258V257H116ZM213 258V257H212ZM259 258V257H258ZM258 258H256V260L258 259ZM2 259V258H1ZM39 259H41V258H39ZM94 259H96V258H94ZM185 259V258H184ZM215 259H217V258H215ZM253 259H254V261H253ZM10 260V259H9ZM20 260V259H19ZM23 260V259H22ZM25 260V259H24ZM46 260V259H45ZM56 260H58V259H56ZM74 260V259H73ZM77 260V259H76ZM88 260V259H87ZM91 260V259H90ZM2 261V260H1ZM21 261V260H20ZM32 261H34V260H32ZM36 261V260H35ZM61 261V260H60ZM114 261V260H113ZM150 261V260H149ZM198 261V260H197ZM6 262V261H5ZM23 262V261H22ZM27 262V261H26ZM25 262V263H26ZM46 262V261H45ZM55 262V261H54ZM59 262V261H58ZM67 262V261H66ZM73 262V261H72ZM98 262V261H97ZM100 262V261H99ZM139 262V261H138ZM224 262H225V260H224ZM227 262V261H226ZM230 262V263H231ZM261 262V261H260ZM2 263V262H1ZM7 263V262H6ZM10 263V262H9ZM13 263V262H12ZM15 263V262H14ZM18 263H19V261H18ZM39 263V262H38ZM71 263V262H70ZM103 263V262H102ZM123 263V262H122ZM228 263V262H227ZM51 264V263H50ZM101 264V263H100ZM105 264V263H104ZM224 264V263H223ZM260 264V263H259ZM263 264V263H262Z\"/></svg>",
	"mask_w": 264,
	"mask_h": 264
}]
</instances>
